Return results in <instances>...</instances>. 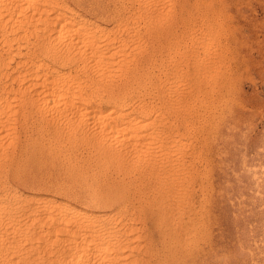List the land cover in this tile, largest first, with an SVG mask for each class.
<instances>
[{
  "label": "rangeland",
  "instance_id": "rangeland-1",
  "mask_svg": "<svg viewBox=\"0 0 264 264\" xmlns=\"http://www.w3.org/2000/svg\"><path fill=\"white\" fill-rule=\"evenodd\" d=\"M38 1L39 2H37V0H36L35 3H33V5H36V2H37V4L38 3L40 4L42 2V0L41 1L38 0ZM49 1L51 2V0H49ZM54 1L55 2L56 1L57 2H61V3H64V1H65L67 3V7H69L70 9L74 10V12H76V13H74V17H75V19H77L78 22L82 23L85 20L89 25L90 24H98L99 27H101L103 30L106 29V27H107V30H109V35L112 36V39H111L110 36H108L107 40H109V42L111 41V43H109L108 41L106 43L109 46L108 52L112 54L111 58H112L113 61L114 60L118 61L119 59L120 60L123 59V57L126 54V52H127V54H126L125 58L126 59L128 58V60H130V61L132 59L134 61H138V59L140 60L141 57L143 58L142 55H144V54L146 55L148 53V51H150V50H153L155 52V54L152 53L153 51H150V57H149L148 54H147L148 56L144 55L145 58L140 60V62H136L138 65H136V63L134 61H133V63L131 61L130 62L131 64H129L127 62V60L124 61V63H127L126 65H124L123 62H122V64L124 66L122 64H119V65H121V67H118L119 65L114 63L113 66L117 65L118 68L116 66L112 67V68L113 69L116 68L115 71H117V74L120 72L119 75H117L114 72L115 76H114V79L112 80L113 82L108 80V82H110V83H108L107 80H106L105 83H103V85H100V84H102V82H104V79H102V82L100 84L99 83L97 84V81L99 82L101 77H100V75L94 73L96 71H95V68L93 66L89 65V68L88 67H84L86 69H85V72H83L84 74L82 73V71H83L82 67L84 66L83 63H85L87 61L86 60V56L84 54H79V55L73 54L72 52H74V51L72 50V47L66 45V43L69 41L67 36H69V38L71 36V38H72L75 35L72 31H66L65 32L66 34L63 33V35H62L63 38L60 37L59 41L55 42L57 44L54 43L55 45L59 46L61 43L64 44L65 41H63V40L67 41L64 44V46L66 45L67 48L64 47V49H66V50H64L62 52L61 56L58 55V54H53V55L48 56L47 58H44V57L41 58L42 57L41 55H43V54L38 49L39 48L41 49V47H42V40H39V38L43 35V33H42L41 30H39L38 26H40L41 23H42V25L44 24V21L42 22L40 20H42V19L44 20L46 15H44V14L42 15L41 14V17L42 16H45V17L44 18L42 17V19L40 18L39 21L37 20L38 18L36 19L35 17L34 18L31 17V20H30V17L29 18L28 17L25 18L24 15H21L18 19L25 18L23 20L25 22L26 21L27 22L26 23L20 22L19 24L18 23L15 24V22H14V24H15V26L18 24L19 28H20L21 25H23V26L28 25L29 28H31L33 26V28L29 29V31H32V32H29V36H28L29 37V42L32 41L31 44H30L31 47H30V45L28 43L26 45V47H21L22 49L21 48L18 49L17 50V54H19L18 52H20V54L22 55L21 56L20 54L16 55V53L14 52V51H16L14 47H15V45H17L18 42L24 43V41H22V40L20 41L18 38L16 40L14 38L16 35L13 36L12 34H10V36H9L10 37L9 41L11 42V49L13 47V49H12L13 51L10 48H8L9 50H7V47L9 45L8 44L7 45L3 44L1 42L2 40L0 41L1 42L0 43V45H1L0 46V53H1L0 56H2L3 58L6 56L5 59L0 57L1 65H2V62L5 61V62H3L2 67H0V71L2 69L1 73L3 72L2 75L0 74L1 75L0 76V87L1 86L3 87L5 84H13V86L15 84L14 87H16L18 82L13 80L12 79L13 77L10 78L11 75L14 76L17 73V71H18L17 69H19V70L23 69L24 70L26 67L28 68L30 66V63L32 61H38V59H39V60L45 61L46 64H48V65L51 64L50 66H52V67L56 66V69L58 68L59 70H61V71L63 70L64 72L72 70L71 73L74 74L75 73L74 71H77L75 73L76 77H78L79 79L83 80L85 82V85H86V86L83 87L84 90L82 91V93L87 91L86 94H88V93L90 94V92H88V89L90 91L92 90V87L95 85L94 84L92 86L93 82L94 83L96 82V85H95V88H94L95 90H96V88L99 85L102 86V87L99 86V88H97L95 93L91 92V93H94V94H97V92H98V94H97L98 96L97 97L99 98V99L97 98L92 103L93 105L96 103L95 104L96 106L104 107L106 105L108 99L111 96H113V95L114 96H119L120 93H122V94H120L121 96L122 95H123V97L126 96V97H124L125 98L124 102L126 103L125 104L126 106H128V107L131 106V107H129L130 109L135 108V107L139 108L141 106L142 107L152 106L153 107V111L152 112H154L155 109H158L157 105L159 104L160 106H162L161 102L162 103L164 102L163 105H165V109H164V106H162L161 109H158V110H162V108H163V110H162L164 112L163 119H165L167 117L168 118V122L170 121L169 125H170L171 122H173V124H174L172 126V123H171V126L169 128V125L167 124L168 122H166V125H165L166 130H165V128L163 130V132L165 134L168 133L166 135H169L170 132L172 134H175L176 130H178L179 125H181V123H180V124H178L177 128L175 127V125H177L176 123H178V121L175 120L177 117H175V118L173 117L174 114H175L174 112H177V110L179 112L180 111L179 109H182L184 107L179 112V113H181V115L185 114V112H186V116L185 117H187L189 113H191V112L195 113L196 116H198L196 118L194 116L195 124L193 125L194 122L192 124L190 123L188 125L187 129L189 130V128L192 127V126H193V128H190L189 131L185 130V133H186V131H187V133L183 134L184 137L182 136V140H181L180 144L178 145L179 148L177 147L178 150H177V148L172 147L175 151L177 150V152L174 151V154H173L177 158V160L171 157L172 161L169 160V159L165 161L166 163H168V161L173 162V159H174V161H175L174 163L175 164L177 163V165H180V161H181V165L180 166L181 167L184 166L183 169L184 168L185 169L183 170L184 172L178 171V175H179V173H180V175H182L181 179H179L180 177H178V179L181 181L184 178V180L181 181V183L182 182L183 183L181 184L182 186L180 188H181V191H184L186 193L189 192V193L187 194V197L185 198V200H181V202L176 200V199L170 198L168 193L166 192L167 191V187L169 188L170 182L168 183V180L170 181V178H168V179L165 178L164 180H166V181L163 180L165 182V184L163 185L165 191L159 193V196L156 197L155 195H150V193H149V189L151 190L154 187L153 179H151V181H153V183H151V185H150L151 188L150 187H145V186H144L145 188H143L144 190L146 189L145 192L147 194H144V196L140 195L138 193V191H135V190H137V188H139V187L142 188V186H143L142 184L139 183L138 177L143 173L141 169L142 168H144V169L147 168V165H146V167H144V165H145L144 164V159L146 160L145 163L148 160L146 157H144V158L142 157L141 158L142 160L139 159L138 161H136L135 164L137 166H134L135 164H132V162H130V161L127 162L128 164H125L126 161H127V160H125L127 156L124 157V155L121 154L123 156L119 155L120 157H122V158L118 159L119 161L115 160L117 157H115V158L112 157V158H114L113 159V164H112V158H109L107 161H105L104 160L105 156L103 155V153H99V151L97 149V147L99 145H96V144H98V142L94 140L95 135L94 136L90 135L93 132V130H92L93 128L89 127V126H92L90 124V122H88L89 124L86 123L87 124L86 127H88V129L90 128L89 130H92V132L89 131L85 127L86 124H84V126L81 128V126L83 125L82 123L80 125L76 121L70 120L69 118H67L69 116L68 113H70V112H68L69 109H67V108L64 109V107H60V106L57 107L56 106L57 107V111H56V110H54V109H56V107H51V108L49 107V108H47L48 110L47 109H44V111L41 110L42 111L41 114L38 115V109L34 105L30 106L31 109L29 108L30 109V113H29V109L26 108L28 114L24 110L20 109V107L13 106V109H17V112L12 114L11 115L12 117H10V119L13 120V121L12 120H10V121L12 122V125L14 126V130L12 129L10 131L11 132V133H9L10 137H8V135H7V138H6V136H5V138H6V139L4 138L5 140L3 139L4 136L3 137L0 136V138L3 139V142L0 140L1 141L0 142L1 143L0 152H1L2 143H3V146H4V148L2 147V149H4V152H5V149H7V151L5 152L6 154L5 153L3 154L1 152L2 155L6 156V157L3 156L5 159L0 154V156L3 158L2 159L3 162L6 160V162H4L5 163L4 167L1 164H0V167H3V169H4L5 165L7 163L10 162V164H11L10 166L7 164L8 166L6 165V169H4L5 172L8 171L7 173L3 174V175H5V176H3L4 180H2V173H4V170L2 172V169L0 168V170H1V172H0V177L1 178L0 179L2 180V181L0 180L2 182V183L0 182V187L2 188V190L4 188L6 190L11 188L10 192L1 191V189H0V193H2L0 197L2 198V197L5 196V199L2 198V200H4V202L2 204H5L6 205L5 207L8 208V211H7V209L5 207H4L5 209L4 208L0 209V214H1V211H2V214H1L2 216L0 215L1 216L0 218H2V221H4V220L7 221L6 217L9 215V210L11 211L10 213H13V214L14 213L19 214V212H20L19 217H22V218H23V215L24 216L27 215L33 209L32 207L34 206V202L37 200V199H33V201H34L33 202L29 198L30 195L35 193V195H34L35 198L40 197V199L42 198L44 200L45 199L56 198L57 200H60V201H65V202H68V203L70 202L69 204H71V205H75L76 204V206L80 207V208L82 206L83 208H86L85 210H87V212H90L92 214L98 213V215L96 214L97 218H100L101 216H102V218H104L105 216H107V213L108 214H110V213L114 214L115 213L114 215H115L116 219L118 218V216L119 217L121 216L120 221H123V222L119 223V220H116V225L114 226L115 228L119 227L118 225L124 223V221L126 222L127 219L131 220V221H129V220L127 221L128 223H130L135 218L136 220H134L135 222H133V225L138 227L137 230H136V234L139 235L141 240L143 241L144 240L143 239L144 235H146L150 231H151V233H150L151 237L153 236L152 237L153 238L152 241H153L154 244H153V249L152 250L153 251L155 250L157 255L154 256V258H152L150 260L152 264L153 263L157 264L158 260H160L159 261L160 264H169V263L170 264H262L264 262V259H263L264 258V251H263L264 250L263 249L264 248V244H263L264 243L263 242L264 241V235H263L264 234V232H263L264 231V226H262L264 224V211H263L264 210V200H263L264 199V191H263V189H264V180H263L264 179V0H238V1L235 0L237 3L234 0H231V3H229L230 0H225L226 6H225V3H224V5H223V7L221 9L223 14L219 13L220 12L219 11V12H217L214 15V19L217 17V19H215V21L217 20L216 22L218 23V26H219V24L221 22V26H219L220 29L218 28L216 33H218L219 30H220V32H219V34H217L215 36V38L216 39L218 38L219 40H221V41H219L217 39L220 42V44H224V39H225V43L227 42L226 44H229L228 48H230V49L226 50L225 53L227 54V56L225 57V59L223 61H224V64L227 61H228V63L230 61V64L228 65V63H227L226 65H224L223 61L220 62L221 64H219V67H218L219 70L217 69L216 71H213L212 72V76H211L210 79H214L215 81H217V82L219 81V82H222L224 84L227 81L226 84H225V85H227L226 90L230 89L231 92H229V90L228 91L225 90L226 92L224 91V93H222V96L217 91H211L212 95H211V92H208V96L212 98V104L213 105H211V106L207 102L208 98H209L208 96L204 97L203 99L199 98L198 100L197 99H189V102L188 101H186V102L184 101L183 103L178 102V98L177 97L179 96L180 92L182 94V89L184 88V86H186V88L188 89L189 79L187 80V78L189 76L187 74V76H185V77H178V78L175 77V78H173L172 74H173L174 70L176 72V70L178 68L181 67V69H183V65L185 66V63H186V60H187L186 58H188V54H189V45H188L189 42H186V44H185V39L187 41V38L180 39L181 36L179 35V40H178L177 39L178 38L177 35L174 36L178 32V31H175V30H179L178 27H176L175 24L172 23L173 21L174 22L176 21L175 20V15H174V13H175V11H174L175 9L174 8L176 7L175 0H150L152 2L149 1L148 3L144 2L145 0H54ZM227 1H229V2H227ZM214 2H217V1L214 0ZM51 3L53 4V1ZM66 3H64V5ZM227 3H229V4H227ZM47 7H50V5L47 6ZM152 7L153 8L155 7V8L152 9ZM74 8L76 9V11H75ZM156 9H157L158 13H156V11H155ZM223 9L225 10V12H224ZM235 9H237V10H235ZM152 10H153V16L155 17V19H153L154 23H153V20H151L152 23H150V20H147L149 22H146V19L143 20V18H144L143 16H145V18H146L148 15H151V17H152ZM238 10H239V12H238ZM229 11L231 13H229ZM226 12L229 13V15L226 14ZM232 12L236 13V15H232L231 16V14H234ZM147 13H149V14H147ZM224 13L226 15H224ZM140 14H142V16ZM172 14H173L174 18H172L173 17ZM138 15L140 17H137ZM13 16H14V13H13ZM48 16H50V15H48ZM135 16H136V18H135ZM230 17H231V20L229 19ZM5 18H7V17L5 16ZM32 18L34 19V21H33ZM81 18L83 19V21H82ZM138 18H139V20H138ZM220 19L221 20L223 19V20L221 21ZM132 20H134V21H132ZM219 20H220V22H219ZM11 21H12V18H11V20L8 19V23L9 24H10ZM28 21L30 22V24H29ZM32 21H33V23H32ZM235 21H236V23L239 24V25L237 24L238 26H240L239 28H237L238 26L236 25ZM224 22H228L229 24L227 25V23H224ZM230 22H231V26H229ZM1 23L2 22H0V24ZM2 24H5V23L3 22ZM117 24H119V26ZM150 24H152L151 25L152 27L150 26ZM232 24L235 25L233 27V30L235 29L234 30L235 32L233 30H231L232 26H233ZM109 25H111V27ZM112 25H113V27H112ZM128 26H129V28H128ZM171 26H172V29H171ZM228 26L231 27V28H229ZM35 27H37V28L35 29ZM115 27H116V29L119 28V27L120 28L124 27L125 28L124 32L126 33L127 37H126L125 33L123 32L122 28L119 29V30L118 29L116 30ZM153 27L156 28V31H154V32H153V30H154ZM175 27H176V29H175ZM222 27H224V28L226 27V29L228 27L229 31H231V32H229L228 30L226 31V29H224ZM147 28H148V31H145V30H147ZM149 28L151 29V33L148 36V34L150 32ZM32 29H35L36 33H34V30H32ZM110 29H112V30L110 31ZM134 29H135V32H136V30H138L136 32V34L134 32ZM173 29H175V30H173ZM222 29H223V32H222ZM157 31H158V34L159 33H162V34H159V35L156 34ZM171 31H172V34L170 35ZM224 31L227 32V35H226V32H224ZM37 32L38 33L40 32L41 35H40V33L38 35ZM145 32H146V35L144 34ZM152 32H153V34H152ZM0 33H1V31H0ZM118 33H119V35H118ZM129 33L131 34V37H130ZM223 33H224V35H223ZM230 33H233V34H230ZM234 33H235V35H234ZM31 34H33V35H31ZM36 34H37L38 37H36ZM120 34H121V36H120ZM143 34H144L145 37L142 36ZM114 35H116V37ZM117 35H118V37H117ZM138 35H140L141 37L140 36L138 37ZM151 35H152V37H151ZM154 35H155V37H153ZM164 35L166 37L167 36L168 37L166 38V37H164ZM30 36L31 37L35 36V37L34 38H30ZM122 36L125 39L128 38L129 40L128 39L125 40L124 38H122ZM156 36H158V37L161 36V38H159V39L162 41V43H161V41L158 40V37H156ZM172 36H174V38ZM232 36L233 37H237V38H234L235 41L233 40ZM132 37H133V40H132ZM137 37L139 38V41H138ZM74 38H75V36H74ZM74 38H73V40H74ZM114 38H115V42L113 40ZM140 38L141 39L143 38L144 41H142L143 39L140 40ZM239 38H240L241 41L239 40ZM0 39H1V37H0ZM30 39H32V40H30ZM120 39H123L125 44L123 45L124 48L122 47L123 49L121 51H117L116 50L117 48L114 49V46H115V43H117L118 40H120ZM153 39H154V41H153ZM174 39L178 40L177 45H175L176 43H175ZM34 40L35 41L38 40V41L34 42ZM98 40L101 41V37L98 38ZM15 41H16V43H15ZM132 41H134L133 44L131 43ZM152 41H153V43H152ZM180 41L184 42V43H181ZM113 42H114V44H113ZM135 42H138V43H135ZM139 42H141V43H139ZM40 43H41V45H40ZM128 43H129V45H128ZM164 43H165V45H164ZM231 43L232 44L234 43L235 45L234 44L231 45ZM236 43H237V45H236ZM37 44H38V47L40 45L39 48L35 47V46H37ZM63 44H61V47H63ZM135 44L136 45L138 44V47ZM139 44H141V45H139ZM155 44L157 45V49H156ZM170 44H171L172 47H170ZM3 45H5V46H3ZM127 45H128V47H127ZM162 45H163V47L166 46V48H164L165 50L163 49ZM33 46L37 50H35V48ZM141 46H143V49H141L142 48ZM235 46H236V49H235ZM28 47H30V48H28ZM82 47L84 48L86 46H82ZM112 47L114 49L113 50L114 52H110L112 50ZM132 47H135L136 49H134ZM232 47H233V49H232ZM24 48H25V50H24ZM129 48L131 50H128ZM137 48H138V50H137ZM139 48L141 49V51H140ZM160 48L163 49V51H161ZM2 49L5 50V51L4 50L3 51L6 52L7 55H5V53L2 51ZM27 49H29L30 51L29 50L27 51ZM176 49L178 50V53L176 52ZM123 50L126 51L125 54L123 53L124 52ZM142 50H143V53H142ZM25 51H27L28 54ZM36 51H37V53L39 52L41 54H39V53L37 54ZM69 51H70V54H69ZM129 51H133V53L131 52L129 54ZM138 51L141 52L140 58H139ZM235 51H237V52H235ZM116 52L118 54H116ZM228 52L230 53V55H229ZM234 52L236 53V55H235ZM32 53H33L34 56H36L35 58L33 56H31ZM122 53L124 55H122ZM135 53H136V55H138L137 56L138 58L136 57V55H134ZM26 54L28 55V57H27ZM68 54H69L70 58H68L67 60L64 61L65 64L63 63V61L62 62L59 61V57H63V58L66 57L67 58ZM231 54H232V57H231ZM114 55L118 56V58L115 57ZM7 56H8V59H7ZM25 56H26V58H25ZM76 56H79V57L77 58ZM129 56H130V59H129ZM131 56L135 57L136 59L131 57ZM151 56H154L155 59H154V57L152 58ZM171 56H172V58H171ZM29 57L31 58L32 61L30 60ZM53 57H54V59H53ZM80 57H81V59L79 60ZM113 57H114V59H113ZM227 57H230V60ZM13 58L16 59L18 62L16 60H14ZM9 59H10V61H9ZM83 59H84V62H82ZM144 59L145 60L147 59V60L143 61ZM148 59H149V61H148ZM6 60H8V62H6ZM13 60L15 62H17V63H15ZM232 60H233V62H232ZM11 61H12V63H11ZM51 61H53V62L51 63ZM58 61H59L60 64L58 63ZM154 61H155V63H154ZM145 62H146V66H145ZM148 62H149V64H148ZM5 63L7 64L6 66L4 65ZM18 63H21V64H18ZM68 63L71 64V65H69ZM80 63H82V67H80V65H81ZM134 63L136 65V67L138 66L137 68L135 67V65L134 66L132 65ZM151 64L153 65V67H152ZM154 64L156 66H154ZM180 64H181V66H179ZM11 65H13V66H11ZM76 65H77V69L78 70L76 69ZM103 65L105 66V64H102V67H104ZM128 65L133 66V68L135 67V69H132V67H130V66L128 68ZM142 65H143V67H142ZM150 65H151V68H150ZM186 65H187V63H186ZM71 66H73V67L75 66V70ZM107 66L108 65L106 64L105 67L107 68ZM10 67H12V70L15 72V74L10 69ZM20 67H22V68H20ZM147 67H149L150 69L149 68L147 69ZM7 68H8L9 71H12V73L7 71ZM93 68H94V70H93ZM121 68H123V69L125 68L122 73H121V71H122ZM141 68H143L142 69L143 70L142 73H140L141 72V70H140ZM5 69H6V71H5ZM126 69H127V73L125 71ZM45 70H46V68H45ZM92 70H93V72H92ZM129 71H134L133 73L130 72V74L132 73L134 75V73H135V75H137V76L134 77L132 74L130 75ZM138 71H139V74H138ZM219 72H220V74H219ZM85 73L86 74L88 73L87 76L85 75ZM125 73L127 74L125 78L127 79V83L128 84L126 86L124 84L126 82H123V80H122V84L121 85H123L125 87L124 88L123 86L122 87L120 86L121 81L119 82L118 80L121 77L124 78ZM223 73H225L226 78H225V75ZM4 74H6V76ZM90 75H92L91 76L92 78H90ZM128 75L131 76L132 78H129ZM4 76L6 78H4ZM81 76H83V77H81ZM93 76L96 77V80H95V78H93ZM170 76H172V77L170 78ZM9 78L11 79V81H10ZM123 78H121V79H123ZM125 78H124V81H125ZM133 78H135L137 82L134 81L135 79L132 82ZM91 79L93 80V82L90 83L89 81H92ZM138 79L141 80V81H139ZM116 80H117V82H116L117 85H116V83L114 84V82ZM2 81H3V83H2ZM5 81L6 82L10 81V82L4 83ZM86 81L89 82V83L87 84ZM145 81H147L148 84ZM106 82L108 83L107 87L105 85ZM111 82H112V84H111ZM139 82H140V84H139ZM185 82H187V84ZM129 83L132 84V87H131V85H129ZM177 83L179 84L178 86H177ZM113 84L115 86H113ZM109 85H112L113 89H112V86L110 88ZM138 85H139L140 89L138 88ZM89 86H90V88H89ZM129 86H130L131 89L129 88ZM105 87H106V89H105ZM116 87L117 88L119 87L118 90L116 89ZM126 87H127L128 90L126 89ZM31 88L32 89L30 91H31V94H32L34 92L33 91L34 89H33V87H31ZM108 88H109V90H108ZM123 88L125 89V93L122 92V91H124ZM136 88L138 89V91H137ZM186 88H184V89L186 90ZM102 89H103L104 93H102ZM119 89H122V91L119 90ZM110 90H112L113 95H110L111 94ZM113 90H114V92H113ZM130 90H131V93H130ZM117 92H118V94H117ZM126 93H128V94H126ZM129 94H131V96H130L131 98L128 97ZM156 94H157V96H156ZM28 95H30L29 92H28ZM32 95H33V97L35 96V94H32ZM162 95H164V97ZM147 97L149 98V100L152 99L151 103L149 102ZM151 97H153L154 99L151 98ZM101 98H102V100H101ZM132 98H133V100H130ZM139 98H141V100L144 99L146 103L143 105L144 100H143V102H140ZM205 98H206V100H205ZM127 99H128V102H127ZM160 99H162V100H160ZM172 99H174V102H173ZM136 100H137V102H136ZM138 100H139V102H138ZM193 100H194V103H193ZM238 101H239V103H238ZM99 102L101 104H99ZM129 102L130 103L132 102V103L130 104ZM134 102H135V104H133ZM174 103H175V106H174ZM179 103H181L183 106L180 104V108L178 109V107L176 105L179 104ZM192 103L194 105L197 104L198 106L195 107ZM138 104H139V106H138ZM201 104H204V105L207 104L208 105L207 106L208 110L207 109L204 110L205 113H203L204 111H201V109H202L201 106H200ZM184 105L186 107H188V108H186ZM191 105L194 108V110L192 109ZM235 105H236V107H235ZM160 106H159V108H160ZM166 106H167V108L169 106L171 108L169 107V109H167ZM232 106H234V108ZM241 106H243V107H241ZM32 108L35 109V112H33L34 109H32ZM176 108H177V110H176ZM196 108L198 110H195ZM65 110H66L67 114L65 113ZM164 110H166V113L169 112L168 115L165 114ZM172 110H174V112ZM18 111L19 112L21 111V112L19 113ZM22 111H23V113H22ZM31 111H32V113H31ZM52 111H53V114H52ZM182 111L183 112L185 111V112L183 113ZM187 111H190V112H187ZM197 111H198V113H196ZM199 111L202 114L201 113L199 114ZM239 111H241V112L239 113ZM49 112H51L50 115H48ZM152 112H151V114H153ZM21 113H22V115L23 114L24 115L23 116L22 115L19 116V118H20V122H19L18 115H20ZM35 113H37L36 116H35ZM43 113H44V115L42 116ZM207 113H208V115H206ZM56 114H57V116H55ZM63 114H65L66 117ZM200 115H201V118L199 117ZM204 116L207 117L206 120H205ZM208 116H209V118H208ZM212 116H213V118H211ZM24 117L27 118V119H25ZM30 117H32L31 118L32 120L30 119ZM203 117H204V119L202 120ZM54 118L57 119L56 122L54 121ZM173 118H174V120H172ZM179 118H178V120H179ZM68 119L71 121L72 124L69 123L70 121ZM197 119L201 123L198 121V124H197ZM36 120H37V122L35 123ZM59 120H63V121H59ZM204 120H205V123H203ZM224 120L227 121V122H225ZM229 120H230V122L233 121L234 125L232 124V122L230 123ZM174 121H176V123ZM18 122L20 123V125H17V124H19ZM40 122L43 123V125ZM52 122H53L54 125L55 124H57V125L54 126L52 124ZM62 122H64V126H62ZM32 123H33V125H32ZM58 123H59V125H58ZM199 123H200V126H199ZM208 123H209V125H208ZM40 124H41V126H40ZM196 124L198 126L195 127ZM222 124H224V125L227 124V126L226 125L222 126ZM15 125H17L18 127L16 126V128H15ZM60 125H61V127L59 128L58 126H60ZM66 125H68L69 128L66 127ZM213 125H215V126H213ZM31 126L33 128H31ZM47 126H48V128H47ZM53 126L55 127V129H54ZM72 126L76 127V129L73 128ZM79 126H80L81 129L78 128ZM84 127H85V129H83ZM181 127L182 126L179 127V130L182 129ZM227 127H229V128H227ZM67 128L69 130H71V128H72L71 132ZM168 128H169V130H167ZM58 129H60L61 132ZM63 129H64V131H63ZM82 129L84 130L83 133L85 135L83 133H81V131H83ZM65 130H67V131H65ZM76 130H79V131H76ZM170 130H172V131H170ZM53 131H55V132L52 133ZM49 132H50V134H49ZM64 132H66V133H64ZM86 132H87V136H86ZM182 132H183V130H182ZM55 133L56 134L58 133V135H56ZM61 133H63V135H61ZM75 133H78V134L75 135ZM81 134L83 135V138H82ZM172 134H170V135H172ZM17 135H19V136H17ZM43 135L45 137H43ZM47 135H49L50 137L47 136ZM77 135L78 136L80 135L81 138L80 137L76 138L75 136H77ZM13 137L16 138L15 140H17V142H15ZM46 137H47V139H46ZM62 137H63V139H62ZM64 137L65 138L67 137L69 139H70V137H72L71 139H72V142L74 143V145L71 142V139H70V141L68 139L69 142L66 141V142H68V145H67L66 142L64 141V139H65ZM29 138H31V139H29ZM12 139H13V142H12ZM52 139H54V140L56 139V141H54ZM44 140H46V141H44ZM79 140H80V142L81 141L83 142V144L81 142L82 145L79 144ZM84 140H85V143H84ZM50 141H52V142H50ZM77 141H78V144H77ZM93 141H94V143H93ZM5 142H7V144ZM9 142L13 143L14 147H12L11 144H10V147H9V145H8ZM62 142H64V143H62ZM104 143H107V142L103 141V144ZM54 144H55V146H54ZM60 144H61V147H60ZM6 145H8V147H6ZM83 145H85L87 148L85 146H83ZM192 146H193V148H192ZM53 147H56V148H53ZM80 147L82 148V150H81ZM117 147L123 148L124 145L118 144V145H116V148ZM187 147H190L189 148L190 150ZM46 148H47L48 155H47V152H46ZM108 148L111 149L112 148L111 145H109ZM201 148H202V150H201ZM53 149H55L57 151H54ZM68 149H72V150L70 151ZM111 150H113V148ZM198 150L199 151L201 150V151L199 152ZM83 151H85V153ZM89 151H90V153H89ZM9 152L11 153V156H13V157H12V159L10 158V161L8 162L7 159H9V157H10L9 156L10 155ZM58 152H59V154H57ZM63 152H64V154H63ZM81 152H82V154H81ZM188 152H189V155H188ZM50 154H51V156H50ZM66 154H68V155L66 156ZM72 154H73V156L76 154L74 157H75V159L77 158L78 163H77V160H74L75 162L73 161L74 157L71 156ZM97 154H99L100 156L97 155ZM88 156L90 158H88ZM1 157H0V161H1ZM58 157H61L60 160H59ZM65 157H66V159H65ZM69 157H70V159H69ZM48 158H49V160H47ZM123 158H124V162H122ZM189 158H190V160H189ZM182 159H183V161H182ZM184 159L188 163L184 162ZM13 160H16V161H14V163H13ZM114 160L117 162V164L114 162ZM178 160H180V161H178ZM71 161H73V162H71ZM3 162H2V164H3ZM65 162H66L67 166L64 164ZM87 162H88V164H87ZM109 162H110V164H109ZM141 162H143V163H141ZM38 163H39V165H38ZM70 163H72V165ZM73 163H74V165L75 164L77 165V166H75V168L73 166ZM85 163H86L87 166L85 165ZM114 163H115L116 166L114 165ZM137 163L141 164L139 168H141L143 166L140 169V173L138 171L139 169H138V164ZM78 164H79V166H78ZM93 164H94V166H93ZM121 164H125V166L123 167V165H121ZM81 165H82V168H81ZM104 165H105V167H104ZM126 165H128V166H126ZM131 166H133V167H131ZM7 167H8V170H7ZM76 167L79 168V169L77 168L78 169L77 172L75 171V170H77ZM83 167H85L86 170L88 169L87 172H85L86 170L83 169ZM92 167L95 168L94 169L95 171L93 170ZM127 167H128L129 170L127 169ZM9 168H10V170H9ZM121 168H122V171H121ZM73 169H75V170H73ZM102 169L104 170V172L102 171ZM144 169H143V171H144ZM106 170H107V174H106ZM80 171L81 172L84 171V172L81 173ZM78 172L80 173V176H79ZM137 172L139 173V175H138ZM114 173H115V175H113ZM76 174H77V176H76ZM95 174H97V175H95ZM89 175H90V178L92 180L89 178ZM92 175H93L95 180L93 179ZM129 175H131V177H133V179L135 181L136 180L138 181V182L136 181V185H135V182L132 181L133 179L131 177H129ZM101 176H103V177H101ZM7 177H8V179H6ZM78 177H79V180H78ZM38 178H39V180H38ZM40 178H41V180H40ZM113 178H114V180H112ZM33 180H34V182H33ZM99 180H101V181H99ZM4 181L6 183H4ZM90 181H91L92 185H91V183L89 184ZM250 181H251V183H250ZM35 182H36V184H35ZM38 182H39V184H38ZM43 182L44 183L47 182L48 184L45 185ZM85 182H86V184H85ZM116 182H117V184H116ZM253 182H255V183H253ZM74 183H76V185ZM1 184L2 185L4 184V185L2 186ZM37 184H38V186H36ZM73 184H74V186H73ZM87 184H88V186L89 185L90 186L89 187L86 186V187L87 188L91 187L90 189H86L85 188V185H87ZM133 184L135 185V187L133 186ZM137 184H138V187H137ZM6 185H8V188H6L7 187ZM27 185H28L29 188L25 187ZM47 185H49L50 187L47 186ZM140 185H142V186H140ZM46 186H47V188H46ZM93 186H95V188ZM114 186H115V188H112ZM251 186H252V188H251ZM258 186H260V187H258ZM262 187H263V189H262ZM31 188H33L34 190L31 189ZM92 188H94L95 190L94 189L92 190ZM109 188H110V190H109ZM116 188H118V190H116ZM123 188H124V192H122V195H124V196L127 195L128 198H126V200H125V197L121 196V193H120L121 190L123 191ZM85 189L87 190L86 194H85ZM101 189H102V191H100ZM251 189H253V190H251ZM91 190H92V192H91ZM256 190H257V192H256ZM99 191L102 192L101 193V197L99 195L100 194ZM115 191H116V193H115V195H113V193ZM127 191H128V194H127ZM252 191H254V192H252ZM4 192L6 194H4ZM15 192L17 193V195H16ZM18 192L21 195H19ZM118 192L120 193V195H118ZM134 192H135L137 198H136ZM10 193H11V195H10ZM138 194L140 195L139 199L141 198L140 202L142 204L146 203V204H143L142 207L139 205ZM260 194H262V195H260ZM8 195H9V199L7 200L6 197L8 198ZM133 195H134V197H133ZM147 195H149V196H147ZM105 196H106V198H105ZM119 196H121V199H120ZM255 196H257V197H255ZM18 197H20L21 199H19ZM48 197H50V198H48ZM110 197H111V199L114 198L117 202L114 201V200H111V202L114 201V203L112 202L113 203L112 204L110 202V200L109 201L107 200ZM122 197H123L124 200H122ZM129 197L131 198L132 202H130L131 200H130ZM146 197H148V199ZM154 197H156V200H154ZM167 197L169 198L170 201L172 200V202L174 203L172 206L179 205L180 208H179V210H176V212H175V209L173 211H169L168 210V215H167L166 219L163 218L161 220L158 216L156 218L155 212L158 213L159 210L164 206V202L163 201ZM189 197L191 198V200H190ZM12 198H14V199H12ZM15 198H17V199H15ZM25 198L26 199L29 198V200H30L29 203L32 206H30V204L27 203L28 199L26 200ZM78 198L79 199L81 198V199L79 200ZM98 198H99V200H97ZM102 198H103L104 201L102 200ZM24 199H25V201H24ZM67 199H69V200H67ZM105 199L107 200L106 203H105ZM118 199H120V200H118ZM20 200H21V203H20ZM127 200L128 201L130 200L129 203H128ZM187 200L189 201V203H188ZM13 201H14L15 205H12ZM87 201H88V203H87ZM118 201H119L120 205L116 204V203H118ZM251 201L254 202L255 204L252 203ZM92 202H94V203H92ZM136 202L138 203V205L136 204ZM175 202H177V203H175ZM99 203L101 205L103 204V206H102L103 208L101 207V209H100L101 205ZM131 203H133V207H132ZM151 203L153 205H151ZM16 204H17V207H16ZM20 204L21 205L23 204V205L21 206ZM109 204H111V205H109ZM126 204H127V206H126ZM181 204H182V206L184 205L183 207H185V208H183V209H185V210H183L181 208ZM189 204H190V206H189ZM257 204L259 205V207H258ZM11 205H12V207H11ZM116 205H118V206H116ZM134 205H136V207H134ZM254 205H255L256 208L255 207L253 208ZM23 206H24V209L22 208ZM13 207L15 208L14 210H16L17 212L16 211L12 212ZM25 207H26V209H25ZM122 207H123V209H122ZM143 207H144V209H143ZM17 208H19L20 211L17 210ZM28 208H29V210H28ZM133 208H134V210H133ZM135 208H136L137 211L135 210ZM181 209H182V211H181ZM254 209H256L257 211L254 210ZM261 209L263 211L262 215L260 214L262 212ZM23 210H24V213H22ZM116 210L118 212L121 211V213L119 212L118 216H117L118 212L117 213L115 212ZM4 211H5V214L3 213ZM125 211H126V215H125ZM140 212H142L144 214H142ZM170 212H171V214H170ZM105 213H106V215H105ZM181 213H183V214H181ZM21 214H22V216H21ZM145 214H147L146 215L147 216L146 220L144 222L145 224L144 223H140V222H142L141 220L144 218ZM150 215H152L154 218L153 217L149 218ZM174 216L175 217L177 216V217L175 218ZM254 216H256V217H254ZM123 217H125V218H123ZM137 217L139 218L140 221L137 219ZM170 217H171V219H170ZM194 217H196V218H194ZM131 218H133V220ZM24 219H25V217H24ZM258 220H259V222H258ZM6 221H4V222H6ZM199 221H200V223H199ZM175 223L177 224L176 226H175ZM184 223H185V225H184ZM34 224L36 225L37 223H34ZM260 226H262V227H260ZM173 229L176 232L173 231ZM143 230H144V235L142 236L143 232L141 234V231H143ZM164 230H165V232H164ZM254 232L255 233L257 232L258 234L256 235ZM170 233H171V235H170ZM10 234H11V232L8 234L7 238H11L12 237L13 233L11 234V236H10ZM178 234H179V236H178ZM29 240L28 239L26 240L27 244L24 241L25 243L21 242L18 245V247H16V249H18L19 246L22 248L21 251H20L21 248H19V252H22V251L26 250L27 251L26 255H28V256L31 255L29 257L23 256L22 261H25L24 260L25 258H27V260L31 259V261H33V260L36 261L35 259L39 258L38 261L42 260V264H50L48 262V259H50V262L52 264V259L54 258L53 256L59 255V253H60V255L61 254H65L68 251L67 250V246L64 249L62 248V246L63 247L65 246V242H59V245H61V246H59L58 243L57 244L56 243L53 244V243L48 242L49 243L48 244L46 242L44 243L43 241H40V240H37V239H36L37 242L33 241L31 239L32 242H33V244H32L31 240H30V243L28 242ZM174 240H176L175 243H174ZM40 242H42L44 244H40ZM143 242H145V241H143ZM30 244H32L33 247ZM37 244L41 248L37 247ZM142 244H144V243H142ZM42 245H43V247H42ZM155 245H156V247H155ZM28 246L31 247V248H29ZM54 246H55V248H54ZM56 246H57V249H56ZM26 247H28V248L26 249ZM34 247H36V251L34 250L35 249ZM255 247L259 248L261 250L255 249ZM37 248H38L39 255H38V252H37ZM42 248H43L44 251L47 250L46 251L47 253L45 252L46 254H44V252L42 253V251H43ZM58 248H60V250ZM53 249H54V252H53ZM32 250L35 252V254L33 253ZM29 251H31V253H29ZM192 251H194V252L192 253ZM19 252H18V254H19ZM51 252L53 253L52 255H51ZM200 252L202 253L201 255H200ZM40 253H41V255H40ZM197 253H198V255H196ZM256 253H257V255H256ZM259 253H261V254H259ZM20 254L25 255V253L24 254L20 253ZM191 254L193 255V257H192ZM32 255L33 256L37 255L36 256L37 258L36 257L32 258ZM44 255H46L48 257L45 258ZM163 255H164V257H163ZM161 256H162V259H161ZM40 257H42V258H40ZM157 257H158V259H156ZM187 257H189V258L187 259ZM190 257H191V259H190ZM168 259H169V261H168ZM3 260L4 259H1L0 264L1 263H3V264L5 263V261H3ZM27 260H26V262H27ZM161 260H163V261L161 262ZM180 260H181V262H180ZM43 261H45V262H43Z\"/></svg>",
  "mask_w": 264,
  "mask_h": 264
},
{
  "label": "bare ground",
  "instance_id": "bare-ground-1",
  "mask_svg": "<svg viewBox=\"0 0 264 264\" xmlns=\"http://www.w3.org/2000/svg\"><path fill=\"white\" fill-rule=\"evenodd\" d=\"M35 1L36 0H0V22H4L5 24H0V31H1V33H0V37H1V39H0V41L3 43V44H8L9 46L7 47V50H9L8 48H10L11 49V42L9 41L10 40V34H12L13 36H15L14 38L17 40V38L21 41H24V43H20V42H18L17 43V45H15V50L16 51H14L15 53H16V55H19L20 54V52H18L19 54H17V50L18 49H20L21 47H26V45L29 43V45L31 44V42L32 41H30L29 42V32H32V31H29V29H31V28H33V26L31 27L30 25V27L31 28H29L28 27V25H25V26H23V25H21L20 26V28H19V23L20 22H24V23H26L23 19H25L26 17H30V20H31V17H35L38 21H39V19L41 18L42 19V17L44 18L45 16H42L41 17V14L43 15H46V17H45V19L43 20H40V21H44V24L42 25V23H41V25L40 26H38V28H39V30H41L42 31V33H43V35L39 38V40H42V47H41V49L39 48L40 47V45H41V43H40V45H39V47H38V44H37V46H35L36 48H39L38 50H40V52L43 54V55H41L40 57L41 58H47L48 56H50V55H53V54H58V55H60L61 56V54H62V52L64 51V50H66V49H64V47L65 48H67L66 47V45L67 46H71L72 47V50L74 51V52H72L73 54H77V55H79V54H84L85 56H86V62L85 63H83L84 64V66L82 67V63H80L81 65H80V67H82V73L83 72H85V69L86 68H84V67H88L89 68V65L90 66H93L94 68H95V71L96 72H94L95 74H98V75H100V80H99V82L97 81V84L99 83H101L102 82V79H104V82H102V84H100V85H103V83H105V81L107 80V82H108V80H110V81H112L113 79H114V76H115V73L117 74V71H115V69H113L112 67H117V65H119V64H122V62L124 63V61L125 60H127V62L129 63V64H131L130 62L132 61V63H133V59L130 61V60H128V58L126 59L125 58V56H126V54H127V52L126 51H124L123 53L125 54V52H126V54L124 55L123 53H122V55H124V57H123V59H119L118 61H116V60H112V58H111V53H109L108 52V48H109V46H108V44L106 43L107 41L109 42V40H107V38H108V36H110L109 35V30H107V27H106V29H102L101 27H99V25L98 24H88L85 20L83 21V19H82V23L81 22H78L77 21V19H75V17H74V13H76V12H74V10H72V9H70L69 7H67V3L64 1V3H66L65 5H64V3H61V2H55L54 0H51V2L53 1V4L49 1V0H42V2L39 4H37V2H39L38 0H37V2H36V5H33V3H35ZM41 1V0H40ZM150 0H145L144 2H146V3H148ZM215 1H217V2H214V0H175V2H176V7L174 8L175 10V13H174V15H175V22L173 21L172 23L173 24H175V26L176 27H178V29L179 30H175L176 29V27H175V29H173V30H175V31H178L174 36H176L177 35V39L179 40V35L181 36L180 37V39H182V38H187V41H186V39H185V44H186V42H189V54H188V58H186L187 60H186V63H187V65H186V63H185V66L183 65V69H181V67L180 68H178L177 70H176V72H175V70L173 71V78H178V77H185V76H187V74H188V78H187V80L189 79V85H188V89L186 88V86H184V88H186V90L183 88L182 89V94H181V92H180V94H179V96L177 97L178 98V102H181V103H183L184 101L186 102V101H188L189 102V99H203L204 97H206V96H208V92H211V91H217L219 94H221V96H222V93H224V91L226 90V88H227V85H225L226 84V82H225V84L224 83H222V82H217V81H215L214 79H210L211 78V76H212V72L213 71H216L217 69L219 70V64H221L220 62H222L224 59H225V57L227 56V54L225 53L226 52V50H228V49H230V48H228L229 47V44H226L225 43V39H224V44H220V42L219 41H221V40H219L218 38V40L215 38V36L217 35V34H219V32H220V30L218 31V33H216L217 32V30H218V28L220 29V27L219 26H221V22H220V20H219V22H220V24H219V26H218V23L215 21V19H217V17L214 19V15L217 13V12H219V13H222V7H223V5H224V3H225V0H215ZM235 1V0H234ZM236 1H238V0H236ZM235 1V2H236ZM150 2H152V1H150ZM227 2H229V1H227ZM229 3H231V0H230V2ZM229 3H227V4H229ZM237 3V2H236ZM50 5V7H47V6H49ZM147 5V4H146ZM149 5V4H148ZM154 5V4H153ZM235 5V4H234ZM69 6V5H68ZM225 6H226V3H225ZM224 6V7H225ZM238 7V6H237ZM155 8V7H154ZM153 7H152V9H154ZM236 8V7H235ZM75 9V8H74ZM224 10V9H223ZM235 10H237V9H235ZM75 11H76V9H75ZM151 11V10H150ZM156 11V13H158V11H157V9L155 10ZM154 11V12H155ZM231 11V10H230ZM229 11V13H231ZM224 12H225V10H224ZM237 12V11H236ZM238 12H239V10H238ZM13 13H14V16H13ZM108 13V12H107ZM229 13H227L226 12V14H228L229 15ZM232 13H234V12H232ZM78 14V13H77ZM147 14H149V13H147ZM223 14V13H222ZM225 13H224V15H226ZM12 15V16H11ZM21 15H24L25 16V18H20V19H18ZM48 15H50V16H48ZM105 15V14H104ZM103 15V16H104ZM115 15V14H114ZM141 16H142V14H140ZM219 15V14H218ZM232 15H236V13H234V14H231V16ZM5 16L7 17V18H5ZM80 16V15H79ZM172 16H173V14H172ZM77 17V16H76ZM137 17H140L139 15L137 16ZM144 18H143V20L144 19H146V22H149V21H147V20H150V23H152V21L151 20H153V19H155V17L153 16V10H152V17H151V15H148L146 18H145V16H143ZM11 18H12V21L10 22V24L8 23V19H10L11 20ZM32 18V19H33ZM79 18V17H78ZM134 18V17H133ZM135 18H136V16H135ZM172 18H174V16L172 17ZM226 18V17H225ZM235 18V17H234ZM219 19V18H218ZM227 19V18H226ZM230 20H231V17L229 18ZM80 20V19H79ZM135 20V19H134ZM134 20H132V21H134ZM138 20H139V18H138ZM141 20V19H140ZM223 20V19H222ZM221 20V21H222ZM17 21V22H16ZM19 21V22H18ZM33 21H34V19H33ZM33 21H32V23H33ZM37 21V22H38ZM81 21V20H80ZM92 21V20H91ZM142 21V20H141ZM14 22H15V24L16 23H18L16 26H15V24H14ZM29 22V21H28ZM138 22V21H137ZM145 22V21H144ZM143 22V23H144ZM21 23V24H22ZM40 23V22H39ZM91 23V22H90ZM135 23V22H134ZM153 23H154V20H153ZM224 23H227V25L229 24L228 22H224ZM235 23H236V21H235ZM29 24H30V22H29ZM36 24V23H35ZM145 24V23H144ZM238 23H236V25H237ZM34 25V24H33ZM118 26H119V24H117ZM152 24H150V26H151ZM225 25V24H224ZM223 25V26H224ZM226 25V26H227ZM233 25V24H232ZM239 25V24H238ZM237 25V26H238ZM15 26V27H14ZM37 26V25H36ZM110 27H111V25H109ZM229 26H231V22H230V25ZM228 26V27H229ZM235 25H233L232 26V29L231 30H233V27H234ZM109 27V28H110ZM112 27H113V25H112ZM125 27V26H124ZM122 28L123 29V32H124V29L125 28ZM152 27V26H151ZM227 27V29H226V27L224 28V27H222V28H224V29H226V31L228 30L229 31V28H231V27H229L228 28ZM240 26H238L237 28H239ZM37 27H35V29H36ZM120 27L119 28H117L118 30L119 29H121ZM128 28H129V26H128ZM154 28V27H153ZM152 28V29H153ZM236 28V27H235ZM35 29H32V30H34V33H36L35 32ZM115 29H116V27H115ZM116 29V30H117ZM171 29H172V26H171ZM112 29H110V31H111ZM128 30V29H127ZM130 30V29H129ZM149 30H150V32H149V34H148V36L150 35V33H151V29L149 28ZM168 30V29H167ZM166 30V31H167ZM235 30V29H234ZM233 30V31H234ZM66 31H72L75 35V38H74V36L71 38V36H70V38H69V36H67L68 37V39H69V41L67 42L66 40H63V41H65V42H67L66 43V45L64 46V44H65V42H64V44L63 43H61V44H63V47H61V44L59 45V46H57V45H55V44H57V43H55V42H57V41H59V38L60 37H62L63 38V33L64 34H66L65 32ZM133 31V30H132ZM138 30H136V32H137ZM145 31H148V28H147V30H145ZM154 31H156V28H154V30H153V32ZM170 31V30H169ZM226 31H224V32H226ZM232 31V32H233ZM113 32V31H112ZM134 32H135V29H134ZM136 32H135V34H136ZM153 32H152V34H153ZM160 32V31H159ZM222 32H223V29H222ZM229 32H231V31H229ZM235 32V31H234ZM38 33V32H37ZM40 33V32H39ZM39 33H38V35H39ZM72 33V34H73ZM117 33V32H116ZM121 33V32H120ZM125 33V32H124ZM139 33V32H138ZM168 33V32H167ZM70 34V33H69ZM114 34V33H113ZM130 34V33H129ZM145 35H146V32L144 33ZM144 34L142 35V36H144ZM156 34H158V31L156 32ZM159 34H162V33H159ZM158 34V35H159ZM172 34V31H171V33H170V35ZM221 34V33H220ZM230 34H233V33H230ZM31 35H33V34H31ZM40 35H41V33H40ZM118 35H119V33H118ZM118 35H117V37H118ZM125 35H126V33H125ZM167 35V34H166ZM169 35V34H168ZM223 35H224V33H223ZM226 35H227V32H226ZM225 35V36H226ZM234 35H235V33H234ZM237 35V34H236ZM115 37H116V35H114ZM113 36V37H114ZM120 36H121V34H120ZM133 36V35H132ZM140 35H138V37H139ZM174 36H172L173 38H174ZM219 36V35H218ZM35 37V36H34ZM34 37H31L30 36V38H34ZM36 37H38L37 36V34H36ZM101 37V41L100 40H98V38H100ZM111 37V39H112V36H110ZM126 37H127V35H126ZM129 37V36H128ZM130 37H131V34H130ZM129 37V38H130ZM137 37V39H138V41H139V38ZM141 37V36H140ZM145 37V36H144ZM143 37V38H144ZM147 37V36H146ZM151 37H152V35H151ZM153 37H155V35L153 36ZM156 37H158V36H156ZM164 37H166L165 35H164ZM168 37V36H167ZM166 37V38H167ZM171 37V38H172ZM233 37V36H232ZM12 38V37H11ZM61 38V39H62ZM73 38H74V40H73ZM122 38H124L123 36H122ZM136 38V37H135ZM142 38V39H143ZM159 38H161V36H159L158 37V40L159 41H161ZM226 38V37H225ZM234 38H237V37H233V40L235 41V39ZM14 39V40H15ZM36 39V38H35ZM58 39V40H57ZM60 39V40H61ZM119 39V38H118ZM125 39V38H124ZM126 39H128V38H126ZM125 39V40H126ZM131 39V38H130ZM141 38H140V40H142ZM145 39V38H144ZM144 39L142 40V41H144ZM175 40V45H177V42H178V40ZM223 39V38H222ZM30 40H32V39H30ZM114 40V42H115V38L113 39ZM129 40V39H128ZM132 40H133V37H132ZM136 40V39H135ZM152 40V39H151ZM157 40V41H158ZM217 40V41H216ZM239 40H240V38H239ZM9 41V42H8ZM13 41V40H12ZM36 41H38V40H36ZM35 40H34V42H36ZM153 41H154V39H153ZM153 41H152V43H153ZM241 41V40H240ZM243 41V40H242ZM0 42V43H1ZM41 42V41H40ZM114 42H113V44H114ZM181 42V41H180ZM15 43H16V41H15ZM21 45H20V44ZM55 43V44H54ZM60 43V42H59ZM106 43V44H105ZM109 43H111V41L109 42ZM130 43V42H129ZM129 43H128V45H129ZM132 44L134 43V41H132L131 42ZM135 43H138V42H135ZM139 43H141V42H139ZM158 43V42H157ZM161 43H162V41H161ZM166 43V42H165ZM165 43H164V45H165ZM181 43H184V42H181ZM223 43V42H222ZM229 43V42H228ZM235 43V42H234ZM233 43V44H234ZM240 43V42H239ZM242 43V42H241ZM112 44V45H113ZM125 44V42L123 41V39H120V40H118V42L117 43H115V46H114V49H116L117 51H121L124 47H123V45ZM167 44V43H166ZM232 43H231V45H233ZM35 45V44H34ZM128 45H127V47H128ZM136 45V44H135ZM139 45H141V44H139ZM174 45V46H175ZM180 45V44H179ZM235 45V44H234ZM236 45H237V43H236ZM1 46V45H0ZM3 46H5V45H3ZM2 46V47H3ZM13 46V45H12ZM82 46H86V47H82ZM134 46V45H133ZM137 47H138V44L136 45ZM155 46H156V49H157V45L155 44ZM160 46V45H159ZM1 47V48H2ZM30 47H31V45H30ZM30 47H28V48H30ZM34 47V46H33ZM34 47V48H35ZM123 47V48H122ZM131 47V46H130ZM142 47V48H141ZM140 48L141 49H143V46H141ZM162 47H163V45H162ZM170 47H172L171 46V44H170ZM169 47V48H170ZM176 47V46H175ZM5 48V47H4ZM35 48V50H37ZM132 48H134V49H136L135 47H132ZM139 48V49H140ZM153 48V47H152ZM155 48V47H154ZM164 48H166V46L165 47H163V49ZM187 48V47H186ZM12 49H13V47H12ZM11 49V50H12ZM22 49V48H21ZM113 47H112V50L110 51V52H114L113 50ZM141 49H140V51H141ZM159 49V48H158ZM161 49V48H160ZM163 49H161V51H163ZM174 49V48H173ZM232 49H233V47H232ZM235 49H236V46H235ZM4 49H2V51H3ZM24 50H25V48H24ZM29 49H27V51H28ZM34 50V49H33ZM32 50V51H33ZM34 50V51H35ZM115 50V51H116ZM128 50H131L130 48L128 49ZM137 50H138V48H137ZM155 50V49H154ZM165 50V49H164ZM175 50V49H174ZM5 51V50H4ZM3 51V52H4ZM13 51V50H12ZM27 51H25L27 54H28V52ZM30 51V50H29ZM136 51V50H135ZM134 51V52H135ZM150 51H153V50H150ZM150 51H148V55H149V57H150ZM157 51V50H156ZM186 51V50H185ZM239 51V50H238ZM133 53V51H129V54L130 53ZM176 52L178 53V50L176 49ZM182 52V51H181ZM187 52V51H186ZM230 52V51H229ZM228 52V53H229ZM235 52H237V51H235ZM234 52V53H235ZM5 53V55H7L6 54V52H4ZM9 53V52H8ZM12 53V52H11ZM24 53V52H23ZM31 53V52H30ZM36 53H37V51H36ZM39 53V52H38ZM37 53V54H38ZM41 53H39V54H41ZM138 53H139V58H140V54H141V52H139L138 51ZM142 53H143V50H142ZM153 54H155V52L153 51L152 52ZM174 53V52H173ZM231 53V52H230ZM230 53H229V55H230ZM1 54V53H0ZM3 54V53H2ZM14 54V53H13ZM26 54V55H27ZM69 54H70V51H69ZM69 54H68V57L66 58V57H59L58 55V57H59V61L60 62H62L63 61V63L65 64V60H67L68 58H70L69 57ZM115 54V53H114ZM116 54H118L117 52H116ZM145 55V56H148V55ZM169 54V53H168ZM176 54V53H175ZM15 55V54H14ZM21 55V54H20ZM24 55V54H23ZM134 55H136V53L134 54ZM144 55H142L143 56V58H145L144 57ZM187 55V54H186ZM235 55H236V53H235ZM22 56V55H21ZM31 56H33L34 58L36 57V56H34L33 55V53H32V55ZM115 56V55H114ZM120 56V55H119ZM138 55H136V57H137ZM163 56V55H162ZM176 56V55H175ZM0 57H2V56H0ZM24 57V56H23ZM27 57H28V55H27ZM39 57V56H38ZM77 58L79 57V56H76ZM82 57V56H81ZM81 57L79 58V60L81 59ZM115 57H117L118 58V56H115ZM131 57H133V56H131ZM152 58L154 57V56H151ZM177 57V56H176ZM183 57V56H182ZM231 57H232V54H231ZM234 57V56H233ZM3 58V57H2ZM6 58V56L3 58V59H5ZM11 58V57H10ZM15 58V57H14ZM13 58V59H14ZM25 58H26V56H25ZM30 58V57H29ZM40 58V59H41ZM50 58V57H49ZM116 58V59H117ZM121 58V57H120ZM133 58H135V57H133ZM138 58V57H137ZM142 57H141V59L140 60H142L143 59ZM151 58V59H152ZM171 58H172V56H171ZM170 58V59H171ZM227 58H229V60H230V57H227ZM236 58V57H235ZM7 59H8V56H7ZM53 59H54V57H53ZM113 59H114V57H113ZM129 59H130V56H129ZM136 59V58H135ZM150 59V58H149ZM149 59H148V61H149ZM154 59H155V57H154ZM234 59V58H233ZM14 60H16V59H14ZM13 60V61H14ZM24 60V59H23ZM30 60H31V58H30ZM29 60V61H30ZM52 60V59H51ZM58 60V59H57ZM56 60V61H57ZM71 60V59H70ZM73 60V59H72ZM77 60V59H76ZM140 60L138 59V61H134L135 63L136 62H140ZM147 60V59H146ZM145 59L143 60V61H146ZM3 61V60H2ZM1 61V62H2ZM9 61H10V59H9ZM17 61V60H16ZM26 61V60H25ZM28 61V62H29ZM32 61V60H31ZM30 61V62H31ZM55 61V60H54ZM59 61H58V63H59ZM82 61V60H81ZM116 61V62H115ZM151 61V60H150ZM3 62H5V61H3ZM3 62H2V65H3ZM6 62H8V60H6ZM15 62V61H14ZM18 62V61H17ZM17 62H15V63H17ZM53 61H51V63H52ZM78 62V61H77ZM80 62V61H79ZM82 62H84V59H83V61ZM142 62V61H141ZM180 62V61H179ZM232 62H233V60H232ZM11 63H12V61H11ZM10 63V64H11ZM27 63V62H26ZM71 63V62H70ZM75 63V62H74ZM114 63H116L117 65H115V66H113L114 65ZM135 63L134 64H132L133 66L135 65ZM154 63H155V61H154ZM181 63V62H180ZM228 63V61L224 64V61H223V64L224 65H226ZM18 64H21V63H18ZM60 64V63H59ZM62 64V63H61ZM69 64V63H68ZM72 64V63H71ZM71 64H69V65H71ZM102 64H105V66H106V64L108 65L107 66V68L104 66V67H102ZM127 63H124V65H126ZM143 64V63H142ZM148 64H149V62H148ZM147 64V65H148ZM182 64V63H181ZM181 64L179 65V66H181ZM230 64V61H229V63H228V65ZM239 64V63H238ZM2 65H1V63H0V67H2ZM5 66L7 65L6 63L4 64ZM25 65V64H24ZM29 65V64H28ZM51 64H46V62L45 61H43V60H39L38 59V61H32L31 63H30V66L27 68H25L24 70L22 69V70H19V69H17L18 71H17V73L15 74V72L12 70V67H10V69L14 72V76H12L11 75V77L10 78H12L13 80H15V81H17L18 83H17V85H16V87H14L15 86V84H14V86H13V84H5L3 87L1 86L0 87V136L1 137H3V139L5 138V136H6V138H7V135H8V137H10L9 136V133H11L10 131L13 129L14 130V126L12 125V122L10 121V120H12V119H10V117H12L11 115L12 114H14L15 112H17V109H13V106H17V107H20V109H22V110H24L26 113H27V109L26 108H30L31 109V107L30 106H36L37 107V109H38V115L39 114H41V112L42 111H44V109H47V108H51V107H64V109L65 108H67V109H69V111L68 112H70V113H68L69 114V116L67 117V118H69L70 120H74V121H76L77 123H79L80 125H81V123L83 124L82 126H81V128L84 126V124H86V123H88V122H90V124L92 125V126H89V127H92L93 129V132H92V130H89L88 129V127H86L87 126V124L85 125V127L89 130V131H91L92 132V134H90V135H95V137H94V140L95 141H97L98 142V144H96V145H99L98 147H97V149H98V151H99V153H103V155L105 156V158H104V160L105 161H107L109 158H112V157H117L115 160L116 161H119L118 159L119 158H122V157H120V156H123L124 155V157L125 156H127L126 157V159L125 160H127L126 161V163L125 164H128L127 162L128 161H130V162H132V164H135L136 163V161H138L139 159H141L142 157L144 158V157H146L148 160H147V162L145 163V159H144V167H146V165H147V170L146 169H144V168H139L140 167V165L141 164H139V163H137L138 164V171H139V173H140V169L142 170V174L138 177V180H139V183L140 184H142V185H140V186H142V188L141 187H139V188H137V190H135V191H138V193L140 194V195H143L144 196V194H147L145 191H146V189L144 190L143 188H145V187H150L151 188V183H153V181H154V183H153V185H154V187L150 190L149 189V193H150V195H155L156 197L157 196H159V193H161V192H164L165 191V189H164V187H163V185L165 184V182L164 181H166V180H164L165 178H170V181L168 180V183L170 182V184H169V188L167 187V193H168V195H169V197L170 198H172V199H176V200H178V201H180L181 202V200H185V198L187 197V194L189 193H186V192H184V191H181V184L183 183H181V181H183L184 180V178L180 181L179 179H181V176L182 175H180V173H179V175H178V171H182V172H184L183 170L185 169H183V167H181L180 165H181V161L180 160H178V161H180V165H177V163L175 164L174 162V159H176L177 160V158L173 155L174 154V149L172 148V147H174V148H179V144H180V142H181V140H182V136L184 137V135L183 134H186L187 133V131H189L190 130V128H193V126L192 127H190L189 128V130L187 129V127H188V125L191 123H193V125L195 124V121H194V116H195V118L196 117H198V116H196V114L195 113H189L188 114V116L187 117H185L186 116V112H185V114H183V115H181V113H179L182 109H179L180 108V104L181 103H179V104H177L176 106L178 107V109L180 110L179 112H178V110H177V108H176V110H177V112H174V110H172L175 114H174V118L175 117H177L175 120L176 121H178V123H176V121H174L177 125H175V127L177 128V126H178V124H180L181 123V125H179V127L180 126H182L181 128V130H179V127H178V130H176V132H175V134H172L170 131H172V130H170L169 132V135H166V134H168V133H164L163 132V130H164V128H165V130H166V127H165V125H166V122H168V118L166 117L165 119H163V116H164V112L162 111L163 110V108H162V110H158V109H161V107L162 106H164V109H165V105H163L164 104V102L162 103L161 102V104H162V106H160L159 104L157 105V108L158 109H155V111L154 112H152L153 111V107L152 106H149V107H139V108H132V109H130L129 107H131V106H126L125 104V98L124 97H126V96H124L123 97V95L121 96L120 94H122V93H120L119 94V96H114L113 95V93H112V90H110L111 91V94L110 95H113V96H111L109 99H108V101H107V103H106V105L104 106V107H99V106H96L95 104L93 105L92 103L98 98L97 96V94H98V92H97V94H94L95 93V91L97 90V88H99V86L96 88V90L94 89L95 88V85H96V82L94 83L93 82V80L92 81H89L90 83L91 82H93V84H92V90L90 91L89 89H88V92H90V94L88 93V94H86L87 93V91L86 92H84V93H82V91L84 90V86H86L85 85V82L83 81V80H81V79H79L78 77H76V75H75V73L77 72V71H74L73 73L74 74H72L71 73V71L72 70H69V71H61V70H59L58 68L56 69V66L55 67H52V66H50ZM78 65V64H77ZM77 65H76V69H77ZM123 65V64H122ZM123 65V66H124ZM136 65H138L137 63H136ZM136 65H135V67H136ZM140 65V64H139ZM152 65V64H151ZM151 65H150V68H151ZM4 66V67H5ZM11 66H13V65H11ZM23 66V65H22ZM62 66V65H61ZM60 66V67H61ZM68 66V65H67ZM129 66L130 67H132V69H135V67L133 68V66H131V65H128V68H129ZM145 66H146V62H145ZM154 66H156L155 64H154ZM175 66V65H174ZM8 67V66H7ZM71 67H73V66H71ZM70 67V68H71ZM79 67V66H78ZM118 67H121V65H119ZM117 67V68H118ZM138 67V66H137ZM136 67V68H137ZM142 67H143V65H142ZM152 67H153V65H152ZM221 67V66H220ZM20 68H22V67H20ZM45 68H46V70H45ZM74 68V70H75V66L73 67ZM84 68V69H83ZM87 68V69H88ZM94 68H93V70H94ZM149 67H147V69H148ZM149 68V69H150ZM227 68V67H226ZM229 68V67H228ZM92 69V68H91ZM90 69V70H91ZM122 69V71H121V73L124 71V69L123 68H121ZM143 68H141L140 70H141V72L140 73H142L143 72V70H142ZM176 69V68H175ZM68 70V69H67ZM78 70V69H77ZM93 70H92V72H93ZM130 70V69H129ZM1 71H2V69H1ZM1 71H0V74L2 75V73H1ZM4 71V70H3ZM5 71H6V69H5ZM7 71H9L8 70V68H7ZM12 71H9V72H11L12 73ZM88 71V70H87ZM126 71V73H127V69L125 70ZM79 72V71H78ZM90 72V71H89ZM91 72V73H92ZM115 72V73H114ZM130 72H134V71H129V74H130ZM120 73V72H119ZM119 73L117 74V75H119ZM125 73V76H124V78L126 77V74ZM131 73V74H132ZM137 73V72H136ZM215 73V72H214ZM81 74V73H80ZM84 74V73H83ZM82 74V75H83ZM88 74V73H87ZM87 74L85 73V75L87 76ZM124 74V73H123ZM130 74V75H131ZM138 74H139V71H138ZM217 74V73H216ZM219 74H220V72H219ZM224 75H225V73H223ZM0 75V76H1ZM5 76H6V74H4ZM121 75V74H120ZM133 75V74H132ZM141 75V74H140ZM228 75V74H227ZM4 76V78H6ZM85 76V77H86ZM92 75H90V78H92L91 77ZM123 76V75H122ZM134 77L135 76H137V75H135V73H134V75H133ZM139 76V75H138ZM215 76V75H214ZM223 76V75H222ZM230 76V75H229ZM3 77V76H2ZM81 77H83V76H81ZM80 77V78H81ZM84 77V78H85ZM99 77V76H98ZM120 77V76H119ZM128 77L129 78H132L131 76H129L128 75ZM172 76H170V78H171ZM217 77V76H216ZM221 77V76H220ZM9 78V79H10ZM83 78V79H84ZM88 78V77H87ZM93 78H95V80H96V77H94L93 76ZM121 78H123V77H121ZM119 79L118 81L120 82L121 81V83H120V86L122 87L123 85H121L122 84V80H123V82H126V83H124L126 86H127V79L125 78V81H124V78L123 79ZM137 78V77H136ZM142 78V77H141ZM214 78V77H213ZM225 78H226V75H225ZM235 78V77H234ZM117 79V78H116ZM135 78H133L132 79V82H133V80H134ZM140 79V78H139ZM138 79V80H139ZM98 80V79H97ZM129 80V79H128ZM229 80V79H228ZM10 81H11V79H10ZM10 81H7V82H10ZM134 81H136V79L134 80ZM139 81H141V80H139ZM149 81V80H148ZM186 81V80H185ZM6 81L4 82V83H7ZM87 82V81H86ZM89 82H87V84L89 83ZM106 82V87H107V85H108V83H110V82H108L107 83ZM113 82V81H112ZM112 82H111V84H112ZM117 82V80L114 82V84ZM118 82V83H119ZM130 82V81H129ZM137 82V81H136ZM146 83H147V81H145ZM150 82V81H149ZM181 82V81H180ZM233 82V81H232ZM2 83H3V81H2ZM14 83V82H13ZM145 83V84H146ZM179 83V82H178ZM177 83V86L179 85ZM186 84H187V82H185ZM113 84V86H115ZM139 84H140V82H139ZM142 84V83H141ZM148 84V83H147ZM116 85H117V83H116ZM129 85H131V87H132V84H130L129 83ZM185 85V84H184ZM229 85V84H228ZM111 86L112 85H109V87L111 88ZM113 86H112V89H113ZM149 86V85H148ZM31 87H33V93L32 94H35V96L33 97V95L31 94ZM100 87H102V86H100ZM106 87H105V89H106ZM124 87V86H123ZM182 87V86H181ZM89 88H90V86H89ZM119 88V87H118ZM118 88L116 87V89L118 90ZM125 88V87H124ZM123 88V89H124ZM129 88H130V86H129ZM138 88H139V85H138ZM233 88V87H232ZM115 89V88H114ZM126 89H127V87H126ZM131 89V88H130ZM137 89V88H136ZM140 89V88H139ZM178 89V88H177ZM181 89V88H180ZM101 90V89H100ZM108 90H109V88H108ZM119 90H121L122 91V89H119ZM128 90V89H127ZM133 90V89H132ZM184 90V91H183ZM229 90V92H231L230 91V89H228ZM228 90H226V91H228ZM236 90V89H235ZM116 91V90H115ZM120 91V92H121ZM137 91H138V89H137ZM225 91V92H226ZM233 91V90H232ZM28 92L30 93V95H28ZM91 92H94V93H91ZM106 92V91H105ZM113 92H114V90H113ZM119 92V91H118ZM118 92H117V94H118ZM122 92H124L125 93V89H124V91H122ZM101 93V92H100ZM102 93H104L103 92V89H102ZM110 93V92H109ZM123 93V94H124ZM130 93H131V90H130ZM215 93V92H214ZM126 94H128V93H126ZM125 94V95H126ZM133 94V93H132ZM103 95V94H102ZM109 95V96H110ZM211 95H212V92H211ZM107 96V95H106ZM131 96V94H129L128 95V97H130ZM156 96H157V94H156ZM163 97H164V95H162ZM215 96V95H214ZM217 96V95H216ZM133 97V96H132ZM209 97V96H208ZM131 98V97H130ZM138 98V97H137ZM136 98V99H137ZM148 98V97H147ZM151 98H153V97H151ZM161 98V97H160ZM217 98V97H216ZM224 98V97H223ZM99 99V98H98ZM140 99V102H143V100L144 99H142L141 100V98H139ZM154 99V98H153ZM163 99V98H162ZM162 99H160V100H162ZM176 99V98H175ZM101 100H102V98H101ZM130 100H133V98L132 99H130ZM147 100V99H146ZM148 100H149V98H148ZM151 100L152 99H150L149 100V102L151 103ZM173 100V102H174V99H172ZM171 100V101H172ZM177 100V99H176ZM205 100H206V98H205ZM127 102H128V99H127ZM136 102H137V100H136ZM138 102H139V100H138ZM208 104L211 106V105H213L212 104V98L211 97H209L208 98ZM130 103V102H129ZM132 103V102H131ZM130 103V104H131ZM146 102H145V100H144V102H143V105L145 104ZM160 103V102H159ZM177 103V102H176ZM193 103H194V100H193ZM192 103V104H193ZM220 103V102H219ZM238 103H239V101H238ZM242 103V102H241ZM99 104H101L100 102H99ZM133 104H135V102L133 103ZM142 104V103H141ZM148 104V103H147ZM234 104V103H233ZM129 105V104H128ZM179 105V106H178ZM182 105V104H181ZM194 105V104H193ZM101 106V105H100ZM136 106V105H135ZM138 106H139V104H138ZM137 106V107H138ZM159 106H160V108H159ZM174 106H175V103H174ZM183 106V105H182ZM185 106V105H184ZM195 107L196 106H198L197 104H195L194 105ZM201 106V111H204L205 109H207V104H201L200 105ZM35 107V108H36ZM57 107H56V109H54V110H56L57 111ZM128 107V108H127ZM133 107V106H132ZM170 107V106H169ZM169 107L167 108V106H166V108L167 109H169ZM186 107V106H185ZM191 107H192V105H191ZM233 108H234V106H232ZM235 107H236V105H235ZM241 107H243V106H241ZM15 108V107H14ZM156 108V107H155ZM171 108V107H170ZM186 108H188V107H186ZM185 108V109H186ZM209 108V107H208ZM19 109V110H20ZM30 109H29V113H30ZM32 109H34V108H32ZM192 109L194 110V108L192 107ZM42 110V111H41ZM48 110V109H47ZM46 110V111H47ZM50 110V109H49ZM53 110V111H54ZM175 110V111H176ZM195 110H198L197 108L195 109ZM208 110V109H207ZM53 111H52V114H53ZM165 111V114L166 115H168V113L169 112H167L166 113V110H164ZM168 111V110H167ZM231 111V110H230ZM236 111V110H235ZM238 111V110H237ZM19 112V111H18ZM21 112V111H20ZM19 112V113H20ZM33 112H35V109H34V111ZM37 112V111H36ZM40 112V113H39ZM151 112L153 113V114H151ZM183 112V111H182ZM183 112V113H184ZM187 112H190V111H187ZM194 112V111H193ZM207 112V111H206ZM232 112V111H231ZM241 111H239V113H240ZM22 113H23V111H22ZM22 113L20 114V115H18V120H19V122H20V118H19V116H21L22 115ZM31 113H32V111H31ZM46 113V112H45ZM59 113V112H58ZM65 113L67 114V112H66V110H65ZM172 113V112H171ZM196 113H198V111L196 112ZM201 112L199 111V114H200ZM203 113H205V111L203 112ZM209 113V112H208ZM208 113L206 114V115H208ZM28 114V113H27ZM48 114V113H47ZM51 114V112H49V114L48 115H50ZM61 114V113H60ZM191 114V115H190ZM193 114V115H192ZM202 114V113H201ZM211 114V113H210ZM17 115V114H16ZM24 115V114H23ZM22 115V116H23ZM37 115V113H35V116ZM44 115V113L42 114V116ZM64 116H65V114H63ZM165 115V116H166ZM15 116V115H14ZM31 116V115H30ZM55 116H57V114L55 115ZM61 116V115H60ZM59 116V117H60ZM211 116V115H210ZM27 117V116H26ZM66 117V116H65ZM171 117V116H170ZM181 119H180V118ZM200 118H201V115L199 116ZM205 117V116H204ZM204 117L202 118V120L204 119ZM230 117V116H229ZM14 118V117H13ZM22 118V117H21ZM25 118V117H24ZM32 117H30V119H31ZM35 118V117H34ZM58 118V117H57ZM63 118V117H62ZM174 118L172 119V120H174ZM178 118H179V120H178ZM206 118L207 117H205V120H206ZM208 118H209V116H208ZM211 118H213V116L211 117ZM210 118V119H211ZM225 118V117H224ZM223 118V119H224ZM231 118V117H230ZM15 119V118H14ZM17 119V118H16ZM23 119V118H22ZM25 119H27V118H25ZM43 119V118H42ZM45 119V118H44ZM59 119V118H58ZM65 119V118H64ZM68 119V120H69ZM32 120V119H31ZM56 118H54V121L56 122ZM67 120V119H66ZM69 120V121H70ZM170 120V119H169ZM205 120H204V122L203 123H205ZM234 120V119H233ZM13 121V120H12ZM25 121V120H24ZM27 121V120H26ZM53 121V120H52ZM59 121H63V120H59ZM68 121V122H69ZM198 119H197V124H198ZM223 121V120H222ZM225 121V120H224ZM15 122V121H14ZM13 122V123H14ZM18 122V123H19ZM22 122V121H21ZM37 122V120L35 121V123ZM51 122V121H50ZM170 122V121H169ZM169 122L167 123L168 125H169ZM200 122V121H199ZM225 122H227V121H225ZM229 122H230V120H229ZM232 122V124H233V121H231ZM230 122V123H231ZM16 123V122H15ZM24 123V122H23ZM27 123V122H26ZM30 123V122H29ZM41 123V122H40ZM45 123V122H44ZM69 123H71V121L69 122ZM74 123V122H73ZM172 123V126L174 125L173 124V122H171ZM171 123H170V125H169V128H170V126H171ZM201 123V122H200ZM200 123H199V126H200ZM229 123V124H230ZM42 125H43V123H41ZM41 124H40V126H41ZM50 124V123H49ZM52 124H53V122H52ZM68 124V123H67ZM72 124V123H71ZM89 124V123H88ZM195 125V127L196 126H198V125ZM17 125H20V123L19 124H17ZM17 125H15V128H16V126ZM32 125H33V123H32ZM54 125V124H53ZM57 124H55L54 126H56ZM58 125H59V123H58ZM78 125V124H77ZM208 125H209V123H208ZM207 125V126H208ZM226 126H227V124H225ZM224 124H222V126H225ZM231 125V124H230ZM234 125V124H233ZM24 126V125H23ZM51 126V125H50ZM53 126V127H54ZM62 126H64V122H62ZM74 126V125H73ZM72 126V127H73ZM213 126H215V125H213ZM18 127V126H17ZM21 127V126H20ZM45 127V126H44ZM59 128L61 127V125L60 126H58ZM66 127H68V125H66ZM85 127L83 128V129H85ZM168 127V126H167ZM233 127V126H232ZM31 128H33L32 126H31ZM47 128H48V126H47ZM69 128V127H68ZM67 128V129H68ZM73 128H75L76 129V127H73ZM78 128H80V126L78 127ZM80 128V129H81ZM169 128L167 129V130H169ZM172 128V127H171ZM175 128V129H176ZM227 128H229V127H227ZM19 129V128H18ZM45 129V128H44ZM54 129H55V127H54ZM57 129V128H56ZM65 129V128H64ZM64 129H63V131H64ZM79 129V130H80ZM82 129V130H83ZM16 130V129H15ZM31 130V129H30ZM52 130V129H51ZM59 131H60V129H58ZM57 130V131H58ZM62 130V129H61ZM69 130V129H68ZM71 130H72V128H71ZM71 130H69L70 132H71ZM74 130V129H73ZM79 130H76V131H79ZM182 130H183V132H182ZM185 130H187L186 131V133H185ZM56 131V130H55ZM55 131H53L52 133H54ZM65 131H67V130H65ZM86 131V130H85ZM19 132V131H18ZM17 132V133H18ZM61 132V131H60ZM59 132V133H60ZM84 132V130L83 131H81V133H83ZM166 132V131H165ZM174 132V131H173ZM41 133V132H40ZM64 133H66V132H64ZM74 133V132H73ZM72 133V134H73ZM14 134V133H13ZM19 134V133H18ZM49 134H50V132H49ZM56 134V133H55ZM76 134H78V133H75V135ZM84 134V133H83ZM170 134H172V135H170ZM11 135V134H10ZM23 135V134H22ZM21 135V136H22ZM26 135V134H25ZM56 135H58V133L56 134ZM60 135V134H59ZM61 135H63V133H61ZM60 135V136H61ZM70 135V134H69ZM68 135V136H69ZM82 135V134H81ZM85 135V134H84ZM14 136V135H13ZM17 136H19V135H17ZM32 136V135H31ZM47 136H49V135H47ZM52 136V135H51ZM67 136V135H66ZM74 136V135H73ZM86 136H87V132H86ZM89 136V135H88ZM15 137V136H14ZM13 137V139L15 140L16 138H14ZM43 137H45L44 135H43ZM50 137V136H49ZM56 137V136H55ZM76 138L77 137H80L81 138V136L79 135H77V136H75ZM5 138V139H6ZM41 138V137H40ZM65 138V137H64ZM72 137H70V139H71ZM82 138H83V135H82ZM85 138V137H84ZM205 138V137H204ZM3 139H1L0 138V140L3 142ZM4 139V140H5ZM9 139V138H8ZM11 139V138H10ZM13 139H12V142H13ZM29 139H31V138H29ZM28 139V140H29ZM46 139H47V137H46ZM59 139V138H58ZM62 139H63V137H62ZM67 139V140H66ZM68 139L69 138H65L64 139V141L66 142V141H68ZM70 139H69V141H70ZM74 139V138H73ZM79 139V138H78ZM91 139V138H90ZM19 140V139H18ZM23 140V139H22ZM26 140V139H25ZM52 140H54V139H52ZM61 140V139H60ZM77 140V139H76ZM87 140V139H86ZM0 141V142H1ZM7 141V140H6ZM44 141H46V140H44ZM48 141V140H47ZM54 141H56V139L54 140ZM53 141V142H54ZM68 141V142H69ZM103 141L104 142H107V143H104L103 144ZM8 142V141H7ZM7 142H5L6 144H7ZM15 142H17V140H15ZM14 142V143H15ZM38 142V141H37ZM50 142H52V141H50ZM68 142H66V144L68 145ZM71 142H72V139H71ZM75 142V141H74ZM82 142V141H81ZM81 142H80V140H79V144H81ZM26 143V142H25ZM41 143V142H40ZM59 143V142H58ZM57 143V144H58ZM62 143H64V142H62ZM73 143V142H72ZM84 143H85V140H84ZM93 143H94V141H93ZM204 143V142H203ZM10 144L12 145V147H14L13 145V143H8V145H9V147H10ZM43 144V143H42ZM53 144V143H52ZM51 144V145H52ZM76 144V143H75ZM77 144H78V141H77ZM82 144H83V142H82ZM81 144V145H82ZM106 144V145H105ZM118 144H122V145H124V147L123 148H120V147H117L116 148V145H118ZM5 145V144H4ZM8 145H6V147H8ZM63 145V144H62ZM73 145H74V143H73ZM95 145V146H96ZM109 145H111V147L113 148V150H111V149H109L108 148V146ZM113 145V146H112ZM0 146H1V143H0ZM54 146H55V144H54ZM65 146V145H64ZM63 146V147H64ZM70 146V145H69ZM79 146V145H78ZM83 146H85V145H83ZM2 147L4 148V146H3V143H2ZM2 147H1V152L4 154L6 151H7V149H5V152H4V149H2ZM20 147V146H19ZM60 147H61V144H60ZM62 147V148H63ZM75 147V146H74ZM77 147V146H76ZM86 147V146H85ZM49 148V147H48ZM53 148H56V147H53ZM58 148V147H57ZM61 148V149H62ZM81 148V147H80ZM87 148V147H86ZM89 148V147H88ZM96 148V147H95ZM172 148V149H171ZM178 148H177V150H178ZM188 149L190 148V147H187ZM192 148H193V146H192ZM195 148V147H194ZM15 149V148H14ZM17 149V148H16ZM197 149V148H196ZM195 149V150H196ZM200 149V148H199ZM49 150V149H48ZM54 151H57V150H55V149H53ZM68 150H72V149H68ZM78 150V149H77ZM81 150H82V148H81ZM177 150L175 151V152H177ZM187 150V149H186ZM190 150V149H189ZM201 150H202V148H201ZM200 150V151H201ZM10 151V150H9ZM12 151V150H11ZM14 151V150H13ZM40 151V150H39ZM80 151V150H79ZM86 151V150H85ZM85 151H83L84 153H85ZM199 151V150H198ZM199 151V152H200ZM0 152V154L2 155V153ZM16 152V151H15ZM46 152H47V148H46ZM180 152V151H179ZM66 153V152H65ZM73 153V152H72ZM89 153H90V151H89ZM182 153V152H181ZM6 154V153H5ZM10 154V155H9ZM9 159H7V161L9 162L10 161V158L12 159V157L13 156H11V153L9 152ZM30 154V153H29ZM57 154H59V152L57 153ZM62 154V153H61ZM63 154H64V152H63ZM81 154H82V152H81ZM121 154H123V155H121ZM7 155V156H8ZM47 155H48V152H47ZM54 155V154H53ZM68 154H66V156H67ZM76 155V154H75ZM74 155V156H75ZM88 155V154H87ZM97 155H99V154H97ZM120 155V156H119ZM183 155V154H182ZM188 155H189V152H188ZM187 155V156H188ZM4 155H2V157H3ZM22 156V155H21ZM50 156H51V154H50ZM71 156H73V154L71 155ZM73 156V157H74ZM100 156V155H99ZM185 156V155H184ZM199 156V155H198ZM1 157V156H0ZM1 157V165H3V167H4V162H6V160L3 162V158L4 157H6V156H4L3 158ZM72 157V158H73ZM77 157V156H76ZM174 158L173 159V162H170V161H168V163H166L165 161L166 160H171L172 158ZM193 157V156H192ZM51 158V157H50ZM59 158V160H60V158L61 157H58ZM88 158H90L89 156H88ZM87 158V159H88ZM114 158H112V164H113V159ZM5 159V158H4ZM64 159V158H63ZM65 159H66V157H65ZM68 159V158H67ZM69 159H70V157H69ZM46 160V159H45ZM47 160H49V158L47 159ZM74 160H77V158L75 159V157H74V159H73V161ZM102 160V159H101ZM114 160V162L117 164V162ZM142 160V159H141ZM140 160V161H141ZM189 160H190V158H189ZM188 160V161H189ZM14 161H16V160H13V163H14ZM25 161V160H24ZM62 161V160H61ZM64 161V160H63ZM73 161H71V162H73ZM172 161V160H171ZM182 161H183V159H182ZM2 162H3V164H2ZM48 162V161H47ZM70 162V161H69ZM75 162V161H74ZM93 162V161H92ZM122 162H124V158H123V161ZM134 162V163H133ZM177 162V161H176ZM184 162H187V161H185V159H184ZM191 162V161H190ZM12 163V162H11ZM77 163H78V160H77ZM81 163V162H80ZM79 163V164H80ZM83 163V162H82ZM115 163H114V165H115ZM141 163H143V162H141ZM188 163V162H187ZM9 166L11 165L10 164V162L9 163H7ZM6 164V165H7ZM20 164V163H19ZM18 164V165H19ZM62 164V163H61ZM65 165H66V162L64 163ZM71 165H72V163H70ZM79 164H78V166H79ZM84 164V163H83ZM87 164H88V162H87ZM107 164V163H106ZM109 164H110V162H109ZM120 164V163H119ZM125 164H121V165H123V167L125 166ZM185 164V163H184ZM6 165H5V168L4 169H6ZM7 165V166H8ZM38 165H39V163H38ZM85 165H86V163H85ZM84 165V166H85ZM143 165V164H142ZM183 165V164H182ZM17 166V165H16ZM33 166V165H32ZM62 166V165H61ZM67 166V165H66ZM73 166H74V168H75V166H77L76 164L74 165V163H73ZM87 166V165H86ZM93 166H94V164H93ZM97 166V165H96ZM102 166V165H101ZM116 166V165H115ZM126 166H128V165H126ZM134 166H137L136 164L134 165ZM3 167H0L1 169H2V172H3ZM14 167V166H13ZM104 167H105V165H104ZM108 167V166H107ZM106 167V168H107ZM111 167V166H110ZM131 167H133V166H131ZM78 167H76V169H77ZM81 168H82V165H81ZM93 168V167H92ZM112 168V167H111ZM79 169V168H78ZM78 169L77 170H75V169H73V170H75L76 172L78 171ZM83 169H85V167H83ZM95 168H93V170H94ZM118 169V168H117ZM127 169H128V167H127ZM143 169H144V171H143ZM187 169V168H186ZM7 170H8V167H7ZM9 170H10V168H9ZM18 170V169H17ZM65 170V169H64ZM86 170V169H85ZM88 170V169H87ZM87 170L85 171V172H87ZM129 170V169H128ZM127 170V171H128ZM67 171V170H66ZM95 171V170H94ZM93 171V172H94ZM97 171V170H96ZM102 171L104 172V170L102 169ZM101 171V172H102ZM111 171V170H110ZM109 171V172H110ZM113 171V170H112ZM121 171H122V168H121ZM0 172H1V170H0ZM8 172V171H7ZM7 172H5V170H4V173H2V180H4L3 179V176H5V175H3V174H5V173H7ZM21 172V171H20ZM81 172V171H80ZM84 171H82L81 173H83ZM98 172V171H97ZM100 172V171H99ZM75 173V172H74ZM79 173V172H78ZM89 173V172H88ZM138 173V172H137ZM139 173H138V175H139ZM86 174V173H85ZM102 174V173H101ZM106 174H107V170H106ZM110 174V173H109ZM75 175V174H74ZM82 175V174H81ZM95 175H97V174H95ZM99 175V174H98ZM113 175H115V173L113 174ZM135 175V174H134ZM76 176H77V174H76ZM79 176H80V173H79ZM84 176V175H83ZM29 177V176H28ZM32 177V176H31ZM86 177V176H85ZM92 177H93V175H92ZM101 177H103V176H101ZM129 177H131V175H129ZM178 177H180L179 179H178ZM184 177V176H183ZM1 178V177H0ZM5 178V177H4ZM36 178V177H35ZM34 178V179H35ZM81 178V177H80ZM89 178H90V175H89ZM97 178V177H96ZM132 179H133V177H131ZM136 178V177H135ZM6 179H8V177L6 178ZM37 179V178H36ZM49 179V178H48ZM51 179V178H50ZM72 179V178H71ZM77 179V178H76ZM91 179V178H90ZM93 179H94V177H93ZM102 179V178H101ZM128 179V178H127ZM151 179H153V181H151ZM1 180V179H0ZM1 180V181H2ZM29 180V179H28ZM38 180H39V178H38ZM37 180V181H38ZM40 180H41V178H40ZM46 180V179H45ZM78 180H79V177H78ZM81 180V179H80ZM92 180V179H91ZM95 180V179H94ZM112 180H114V178L112 179ZM121 180V179H120ZM164 180V181H163ZM257 180V179H256ZM264 180V179H263ZM0 181V182H1ZM8 181V180H7ZM17 181V180H16ZM50 181V180H49ZM61 181V180H60ZM59 181V182H60ZM70 181V180H69ZM88 181V180H87ZM99 181H101V180H99ZM116 181V180H115ZM129 181V180H128ZM132 181H134L135 182V185H136V181L133 179ZM253 181V180H252ZM33 182H34V180H33ZM53 182V181H52ZM58 182V181H57ZM138 182V181H137ZM2 183V182H1ZM4 183H6L5 181H4ZM23 183V182H22ZM30 183V182H29ZM32 183V182H31ZM44 183V182H43ZM62 183V182H61ZM72 183V182H71ZM77 183V182H76ZM76 183H74L75 185H76ZM91 183V181L89 182V184ZM104 183V182H103ZM128 183V182H127ZM249 183V182H248ZM250 183H251V181H250ZM253 183H255V182H253ZM261 183V182H260ZM259 183V184H260ZM35 184H36V182H35ZM38 184H39V182H38ZM38 184L36 185V186H38ZM45 185L46 184H48L47 182L46 183H44ZM74 184H73V186H74ZM85 184H86V182H85ZM116 184H117V182H116ZM122 184V183H121ZM167 184V183H166ZM258 184V185H259ZM2 185V184H1ZM4 185V184H3ZM2 185V186H3ZM79 185V184H78ZM91 185H92V183H91ZM113 185V184H112ZM123 185V184H122ZM129 185V184H128ZM135 185L133 184V186L135 187ZM168 185V184H167ZM255 185V184H254ZM257 185V184H256ZM7 187L6 188H8V185H6ZM47 186H49V185H47ZM47 186H46V188H47ZM86 186H88V184L87 185H85V188L86 189H90V188H87ZM90 186V185H89ZM88 186V187H89ZM127 186V185H126ZM131 186V185H130ZM145 186V187H144ZM253 186V185H252ZM252 186H251V188H252ZM261 186V185H260ZM260 186H258V187H260ZM263 186V185H262ZM11 187V186H10ZM25 187H28V185L27 186H25ZM33 187V186H32ZM50 187V186H49ZM94 188H95V186H93ZM103 187V186H102ZM137 187H138V184H137ZM257 187V188H258ZM29 188V187H28ZM37 188V187H36ZM94 188H92V190L94 189ZM112 188H115V186L114 187H112ZM0 189H1V191H8V192H10V189H8V190H6L5 188L2 190V188L0 187ZM31 189H33V188H31ZM85 189V194H86V190ZM126 189V188H125ZM128 189V188H127ZM130 189V188H129ZM135 189V188H134ZM262 189H263V187H262ZM34 190V189H33ZM37 190V189H36ZM54 190V189H53ZM71 190V189H70ZM92 190H91V192H92ZM95 190V189H94ZM109 190H110V188H109ZM116 190H118V188H116ZM180 192H179V191ZM183 190V189H182ZM251 190H253V189H251ZM13 191V190H12ZM39 191V190H38ZM52 191V190H51ZM100 191H102V189L100 190ZM99 191V192H100ZM114 191V190H113ZM131 191V190H130ZM186 191V190H185ZM255 191V190H254ZM254 191H252V192H254ZM263 191H264V189H263ZM4 192V194H6ZM7 192V193H8ZM22 192V191H21ZM42 192V191H41ZM40 192V193H41ZM71 192V191H70ZM104 192V191H103ZM122 192H124V188H123V191L121 190L120 191V193H121V196H124V195H122ZM132 192V191H131ZM256 192H257V190H256ZM16 193V192H15ZM19 193V192H18ZM26 193V192H25ZM39 193V192H38ZM101 193L102 192H100V197H101ZM108 193V192H107ZM115 193H116V191L113 193V195H115ZM120 193L118 192V195H120ZM126 193V192H125ZM124 193V194H125ZM130 193V192H129ZM133 193V192H132ZM263 193V192H262ZM1 194L2 193H0V196H1ZM45 194V193H44ZM81 194V193H80ZM79 194V195H80ZM127 194H128V191H127ZM134 194H135V192H134ZM138 194V199H139V195ZM191 194V193H190ZM10 195H11V193H10ZM16 195H17V193H16ZM19 195H21L20 193H19ZM25 195V194H24ZM23 195V196H24ZM34 195H35V193H33L32 195H30V199H31V201H33V199H37L35 202H34V206L32 207L33 209L27 214V215H23V218L22 217H19V214H20V212H19V214H17V213H10L11 211L9 210V215L6 217V219H7V221L6 220H4V221H6V222H4V221H2V218H0V262H1V259H4L3 261H5V263L6 264H42V260L41 261H38L39 260V258L38 259H35L36 261H31V259H28L27 260V258H25L24 260L25 261H22V258H23V256H27V257H29V256H31V255H26V250L25 251H22V252H19V248H21L20 246H19V248L18 249H16V247H18V245L21 243V242H23V243H25L26 242V240L28 239H32L33 241H36V239L37 240H40V241H43L44 243L46 242V243H48V242H50V243H58V245H59V242H65V246L63 247L62 246V248L64 249V248H66V246H67V253H65V254H61L60 255V253H59V255H55V256H53L54 258L52 259V264H152L151 263V259L152 258H154V256H156L157 255V253H156V251L154 250H152L153 249V236L151 237V235H150V233H151V231L150 232H146L147 234L146 235H144V230L143 231H141V234H142V232H143V234H142V236L144 235V240L143 241H145V242H143L142 240H141V238L139 237V235L138 234H136V230H137V226H135V225H133V222H135L134 220H136L135 218H134V220H133V218H131L133 221L132 222H130V223H128L127 221L129 220V219H127V223L124 221V223H122V224H120V225H118L119 227H114L115 225H116V220H119V223L120 222H123V221H120V218H121V216L119 217L118 216V214H119V212L121 213V211H115L116 213H117V216H118V218L116 219V217H115V213L113 214V213H110V214H108L107 213V216H105L106 215V213H105V217L104 218H102V216L100 217V218H97V215H98V213H96V214H92V213H90V212H87V210H85L86 208H83L82 206H81V208L80 207H77L76 206V204L75 205H71V204H69L68 202H65V201H60V200H57L56 198H52V199H40V197H38V198H35L34 197ZM51 195V194H50ZM83 195V194H82ZM98 195V194H97ZM105 195V194H104ZM108 195V194H107ZM112 195V196H113ZM117 195V194H116ZM260 195H262V194H260ZM13 196V195H12ZM11 196V197H12ZM86 196V195H85ZM111 196V195H110ZM121 196H119L120 197V199H121ZM129 196V195H128ZM135 196H136V194H135ZM147 196H149V195H147ZM161 196V195H160ZM189 196V195H188ZM21 197V196H20ZM20 197H18L19 199H21ZM43 197V196H42ZM79 197V196H78ZM117 197V196H116ZM115 197V198H116ZM125 197V200H126V198H128L127 197V195H125L124 196ZM133 197H134V195H133ZM156 197H154V200H156ZM255 197H257V196H255ZM263 197V196H262ZM1 198V197H0ZM2 198H4L5 199V196L4 197H2ZM2 198L0 199V209H3L6 205L5 204H2L3 202H4V200H2ZM24 198V197H23ZM22 198V199H23ZM29 198H25L26 200H27V203L28 204H30L29 203ZM48 198H50V197H48ZM97 198V197H96ZM105 198H106V196H105ZM130 198V197H129ZM136 198H137V196H136ZM147 199H148V197H146ZM151 198V197H150ZM190 198V197H189ZM188 198V199H189ZM6 199L8 200L9 199V195H8V198L6 197ZM12 199H14V198H12ZM15 199H17V198H15ZM25 199H24V201H25ZM56 199V200H55ZM62 199V198H61ZM79 199V198H78ZM81 199V198H80ZM79 199V200H80ZM84 199V198H83ZM95 199V198H94ZM93 199V200H94ZM101 199V198H100ZM120 199H118V200H120ZM135 199V198H134ZM141 199V198H140ZM139 199V205L142 207L143 206V204H146V203H141L140 200ZM160 199V198H159ZM6 200V201H7ZM67 200H69V199H67ZM72 200V199H71ZM85 200V199H84ZM97 200H99V198L97 199ZM96 200V201H97ZM102 200H103V198H102ZM108 201L110 200V202H111V200H114V201H116L114 198L113 199H111V197L110 198H108L107 199ZM106 199H105V203H106V201H107ZM122 200H124L123 199V197H122ZM130 200H131V198H130ZM129 200V201H130ZM143 200V199H142ZM151 200V199H150ZM153 200V199H152ZM190 200H191V198H190ZM264 200V199H263ZM16 201V200H15ZM89 201V200H88ZM88 201H87V203H88ZM101 201V200H100ZM104 201V200H103ZM114 201H112L113 203H114ZM128 201V200H127ZM129 201H128V203H129ZM135 201V200H134ZM133 201V202H134ZM149 201V200H148ZM188 201V200H187ZM11 202V201H10ZM19 202V201H18ZM23 202V201H22ZM32 202V203H33ZM72 202V201H71ZM82 202V201H81ZM99 202V201H98ZM97 202V203H98ZM109 202V203H110ZM111 202V203H112ZM117 202V201H116ZM121 202V201H120ZM125 202V201H124ZM130 202H132V200L130 201ZM157 202V201H156ZM164 206L159 210V212L158 213H156L155 212V215H156V218H157V216L162 220L163 218H165L166 219V217H167V215H168V210L169 211H173L174 209H175V212H176V210H179V205H175V206H172L174 203L172 202V200L170 201L169 200V198L167 197V198H165L164 199ZM252 202V201H251ZM256 202V201H255ZM7 203V202H6ZM17 203V202H16ZM20 203H21V200H20ZM26 203V202H25ZM73 203V202H72ZM92 203H94V202H92ZM101 203V202H100ZM99 203V204H100ZM104 203V204H105ZM108 203V202H107ZM112 203V204H113ZM127 203V202H126ZM135 203V202H134ZM175 203H177V202H175ZM179 203V202H178ZM184 203V202H183ZM188 203H189V201H188ZM252 203H254V202H252ZM260 203V202H259ZM8 204V203H7ZM18 204V203H17ZM17 204H16V207H17ZM24 204V203H23ZM22 204V205H23ZM27 204V205H28ZM86 204V203H85ZM116 204H119V201H118V203H116ZM122 204V203H121ZM132 204V207H133V203H131ZM136 204L138 205V203L136 202ZM158 204V203H157ZM255 204V203H254ZM263 204V203H262ZM12 205H15V203H14V201H13V204ZM12 205H11V207H12ZM21 205V204H20ZM21 205V206H22ZM91 205V204H90ZM95 205V204H94ZM101 205V204H100ZM106 205V204H105ZM108 205V204H107ZM109 205H111V204H109ZM120 205V204H119ZM151 205H153L152 203H151ZM258 205V204H257ZM19 206V205H18ZM20 206V207H21ZM30 206H32L31 204H30ZM80 206V205H79ZM103 206V204L100 206V209H101V207ZM116 206H118V205H116ZM126 206H127V204H126ZM139 206V207H140ZM145 206V205H144ZM147 206V205H146ZM184 206V205H183ZM182 206V204H181V208L183 209V208H185V207H183ZM189 206H190V204H189ZM110 207V206H109ZM131 207V208H132ZM134 207H136V205H134ZM149 207V206H148ZM252 207V206H251ZM255 207V205L253 206V208ZM258 207H259V205H258ZM257 207V208H258ZM261 207V206H260ZM6 208V207H5ZM4 208V209H5ZM23 209H24V206L22 207ZM30 208V207H29ZM29 208H28V210H29ZM103 208V207H102ZM107 208V207H106ZM125 208V207H124ZM256 208V207H255ZM7 209V211H8V208H6ZM11 209V208H10ZM15 208L13 207V210H12V212H14V211H16V210H14ZM25 209H26V207H25ZM90 209V208H89ZM115 209V208H114ZM122 209H123V207H122ZM121 209V210H122ZM126 209V208H125ZM139 209V208H138ZM142 209V208H141ZM143 209H144V207H143ZM182 209H181V211H182ZM190 209V208H189ZM17 210H19V208H17ZM22 210V209H21ZM99 210V209H98ZM133 210H134V208H133ZM135 210H136V208H135ZM183 210H185V209H183ZM254 210H256V209H254ZM6 211V212H7ZM20 211V210H19ZM94 211V210H93ZM100 211V210H99ZM137 211V210H136ZM144 211V210H143ZM257 211V210H256ZM260 211V210H259ZM261 211H262V209H261ZM264 211V210H263ZM263 211L260 213L261 215L263 214ZM17 212V211H16ZM95 212V211H94ZM98 212V211H97ZM180 212V211H179ZM178 212V213H179ZM4 214H5V211L3 212ZM8 213V212H7ZM22 213H24V210L22 211ZM27 213V212H26ZM128 213V212H127ZM132 213V212H131ZM140 213H142V212H140ZM139 213V214H140ZM1 214H2V211H1ZM0 214V215H1ZM17 214V215H16ZM123 214V213H122ZM121 214V215H122ZM142 214H144V213H142ZM150 214V213H149ZM170 214H171V212H170ZM176 214V213H175ZM180 214V213H179ZM181 214H183V213H181ZM259 214V213H258ZM259 214V215H260ZM103 215V214H102ZM125 215H126V211H125ZM147 214H145V216H144V218L141 220L142 222H140V223H144L145 222V220H146V216ZM2 216V215H1ZM0 216V217H1ZM5 216V215H4ZM21 216H22V214H21ZM27 216V217H26ZM124 216V215H123ZM128 216V215H127ZM258 216V215H257ZM24 217H25V219H24ZM99 217V216H98ZM151 217H153L152 215H150L149 216V218H151ZM175 217V216H174ZM177 217V216H176ZM175 217V218H176ZM254 217H256V216H254ZM261 217V216H260ZM263 217V216H262ZM123 218H125V217H123ZM128 218V217H127ZM130 218V217H129ZM154 218V217H153ZM194 218H196V217H194ZM137 219L139 220V218L137 217ZM170 219H171V217H170ZM260 219V218H259ZM153 220V219H152ZM187 220V219H186ZM193 220V219H192ZM253 220V219H252ZM263 220V219H262ZM129 221H131V220H129ZM140 221V220H139ZM188 221V220H187ZM256 221V220H255ZM154 222V221H153ZM164 222V221H163ZM172 222V221H171ZM174 222V221H173ZM195 222V221H194ZM198 222V221H197ZM258 222H259V220H258ZM34 223H37L36 225L34 224ZM155 223V222H154ZM181 223V222H180ZM199 223H200V221H199ZM261 223V222H260ZM135 224V223H134ZM145 224V223H144ZM189 224V223H188ZM177 224L175 223V226H176ZM184 225H185V223H184ZM181 226V225H180ZM183 226V225H182ZM197 226V225H196ZM255 226V225H254ZM262 226H264V224L262 225ZM262 226H260V227H262ZM166 227V226H165ZM257 227V226H256ZM255 227V228H256ZM259 227V226H258ZM147 229V228H146ZM168 229V228H167ZM179 229V228H178ZM258 229V228H257ZM262 229V228H261ZM151 230V229H150ZM167 231V230H166ZM173 231H175L174 229H173ZM255 231V230H254ZM263 231V230H262ZM11 232V234H12V237L11 238H7V236H8V234ZM16 232V233H15ZM164 232H165V230H164ZM176 232V231H175ZM259 232V231H258ZM264 232V231H263ZM179 233V232H178ZM255 233V232H254ZM11 234H10V236H11ZM256 235L258 234L257 232L255 233ZM170 235H171V233H170ZM262 235V234H261ZM264 235V234H263ZM177 236V235H176ZM178 236H179V234H178ZM159 237V236H158ZM168 237V236H167ZM181 237V236H180ZM262 237V236H261ZM260 237V238H261ZM255 238V237H254ZM257 239V238H256ZM259 239V238H258ZM30 240L28 241L29 243H30ZM32 240H31V242H32ZM260 240V239H259ZM25 241V242H24ZM142 243H144V244H142ZM173 241V240H172ZM256 241V240H255ZM261 241V240H260ZM37 242V241H36ZM39 242V241H38ZM163 242V241H162ZM176 242V240H174V243ZM264 242V241H263ZM44 243H42V242H40V244H44ZM161 243V242H160ZM26 244H27V242H26ZM32 244H33V242H32ZM32 244H30L32 247H33V245ZM49 244V243H48ZM62 244V243H61ZM256 244V243H255ZM264 244V243H263ZM47 245V244H46ZM52 245V244H51ZM257 245V244H256ZM260 245V244H259ZM22 246V245H21ZM25 246V245H24ZM27 246V245H26ZM41 246V245H40ZM50 246V245H49ZM48 246V247H49ZM59 246H61V245H59ZM160 246V245H159ZM258 246V245H257ZM262 246V245H261ZM29 247V246H28ZM28 247H26V249L28 248ZM37 247H39V245L37 244ZM42 247H43V245H42ZM155 247H156V245H155ZM263 247V246H262ZM261 247V248H262ZM29 248H31V247H29ZM35 249V251H36V247H34ZM39 248H41V247H39ZM45 248V247H44ZM51 248V247H50ZM54 248H55V246H54ZM169 248V247H168ZM24 249V248H23ZM56 249H57V246H56ZM59 250H60V248H58ZM62 249V250H63ZM255 249H259V248H256L255 247ZM264 249V248H263ZM22 250V248L20 249V251ZM41 250V249H40ZM42 250H43V248H42ZM52 250V249H51ZM58 250V251H59ZM173 250V249H172ZM188 250V249H187ZM259 250H261V249H259ZM258 250V251H259ZM33 251V250H32ZM47 250H43L42 251V253L44 252V254H46L47 252H46ZM57 251V250H56ZM55 251V252H56ZM163 251V250H162ZM198 251V250H197ZM264 251V250H263ZM18 252H19V254L20 253H25V255H22V254H18ZM37 252H38V248H37ZM46 252V253H45ZM50 252V251H49ZM53 252H54V249H53ZM60 252V251H59ZM194 251H192V253H193ZM29 253H31V251H29ZM33 253L35 254V252L33 251ZM190 253V252H189ZM53 253L51 252V255H52ZM56 254V253H55ZM58 254V253H57ZM160 254V253H159ZM165 254V253H164ZM202 253L200 252V255H201ZM259 254H261V253H259ZM38 255H39V252H38ZM40 255H41V253H40ZM173 255V254H172ZM192 255V254H191ZM195 255V254H194ZM196 255H198V253L196 254ZM256 255H257V253H256ZM37 256V255H36ZM36 256H33L32 255V258H35ZM50 256V255H49ZM262 256V255H261ZM39 257V256H38ZM43 257V256H42ZM42 257H40V258H42ZM44 257L46 258V257H48V256H46V255H44ZM52 257V256H51ZM163 257H164V255H163ZM175 257V256H174ZM192 257H193V255H192ZM203 257V256H202ZM37 258V257H36ZM44 258V259H45ZM180 258V257H179ZM189 257H187V259H188ZM204 258V257H203ZM260 258V257H259ZM156 259H158V257L156 258ZM161 259H162V256H161ZM171 259V258H170ZM190 259H191V257H190ZM261 259V258H260ZM264 259V258H263ZM26 260H27V262H26ZM167 260V259H166ZM257 260V259H256ZM255 260V261H256ZM160 260H158V263L160 264V262H159ZM163 260H161V262H162ZM168 261H169V259H168ZM171 261V260H170ZM263 261V260H262ZM43 262H45V261H43ZM48 262L51 264V262H50V259H48ZM153 262V261H152ZM178 262V261H177ZM180 262H181V260H180ZM190 262V261H189ZM194 262V261H193ZM4 263V264H5ZM157 263V264H158ZM165 263V262H164ZM168 263V262H167ZM172 263V262H171ZM185 263V262H184ZM258 263V262H257ZM1 264H3V263H1ZM154 264V263H153ZM170 264V263H169ZM262 264H264V262L262 263Z\"/></svg>",
  "mask_w": 264,
  "mask_h": 264
}]
</instances>
